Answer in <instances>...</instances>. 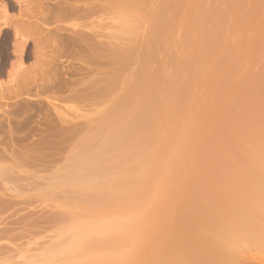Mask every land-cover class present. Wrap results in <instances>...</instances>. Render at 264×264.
Here are the masks:
<instances>
[{"label":"rangeland","instance_id":"rangeland-1","mask_svg":"<svg viewBox=\"0 0 264 264\" xmlns=\"http://www.w3.org/2000/svg\"><path fill=\"white\" fill-rule=\"evenodd\" d=\"M186 1H187V3H186ZM196 1H197V3H196ZM198 1L199 0H85V1L84 0H75V1L74 0H0V32H1L0 36H2V34H3L2 30H5V29L9 30V31L7 30V32H8L7 34H4V37L5 36L7 37V38L5 37L6 39L4 42V44H5L4 47L6 48L5 52L7 55V62H8V63L6 62V65H5L6 66L5 69L7 72L4 70V75L3 76L0 75V94H1L0 97L4 96V97H6V99H8V101L5 98H3L2 101L4 102V105L1 101L2 106L0 104V108L5 107V104H6V107H5L6 109H4V110H7V108H9V106H10V108H11L10 110L13 111L15 108H18L19 105L21 106V104L23 106V103L26 102L24 104H27V103H28L27 105L33 104V105L28 106V109L31 111L30 113L27 111L28 109L26 108L27 112L26 111L25 112L29 115L35 111V109H34V111L32 112V110H33L32 106H35L37 101L39 104H40V101H41V104L46 102L47 107L49 106L48 104H50V103L54 104V105L56 104V106L58 107V110H59L58 111L59 115H61L60 120L63 122L62 123L63 127H61L62 132L64 131L63 128L65 129V131L63 133H61V135H60L61 140L65 141V142L61 141V143H60L61 147H59V149H60L59 152H60L61 156L59 155V152H57L59 155L58 159L57 158L54 159L55 157L52 155H51V157H49V155H50V152H49L47 154L48 157L46 156L47 159L46 158L45 159L47 161H49V160L50 161L46 162V161H44L45 159L43 160V162H46V163H44V165L46 164L45 167L43 165H41L42 167H38L39 166L38 164H40L42 161H40V163H39V162L34 161L32 159L34 162H32V161L28 162L27 161L28 162V164H27L26 161L20 156H19L20 159H19V157H17V155H16V158H13L15 156V153H16L15 150H19L20 145H21V144H19V146H18V143H21L20 141L16 142L17 148L15 147L16 149H14L15 152H14L12 160H11V164L14 163V165H11L12 168L10 169L11 171H13L15 173L9 172L7 174V176L9 175V177L6 176V178L8 179L11 177V179H13V177H16V175H17V178L22 179V181H24L25 183H18L15 185L22 184V186H23L25 184V185H29V187H30L29 189H31L30 184L34 182L35 184H37V183L38 184L36 185L37 187L33 184L32 188H34V186H35V189H38V190L35 192L30 191L27 194L26 193L25 194L8 193V192H5V187L9 186L10 183L5 184V183L1 182V185H0V264H98V263L99 264H102V263L103 264H105V263L106 264H119V263L120 264H123V263L124 264H155L154 261L156 260V258H159L160 255L159 254L157 255L155 253L156 250L154 248L159 246V244L162 242L161 240L163 237L175 236V235H172L174 233L175 226L177 229L178 228L177 226L180 225L178 223L179 221H176V220L180 219L181 225H183V222H184V219L181 218L182 216L184 217V210H182L183 212H180L181 210L177 211V209H176L177 207L174 208L176 206L175 203H177L181 199V197L183 196V193H184V195L186 193H189V192L191 193V191L193 189L190 186H188V188H187V185L185 186L183 184V179L189 177L188 180H190L192 176L198 177V174L200 173L199 176L202 177V180H204L205 183L202 185V187H199V188L197 186L199 184H197L196 187L194 186L197 189V191H199L200 188H203L204 189L203 191H206V190L211 191L212 189L214 190V188H215V190L217 188H219V190H220L221 186H222V188H225V189H223V191L227 190L226 186L229 184L226 181L227 179L225 181L228 184L225 183L226 186L223 187L224 179L223 180L217 179L218 178L217 176H220V177L223 175L225 176L224 172L229 171L228 169H230V170L233 169L234 166L237 165V162L234 161V158H231L232 160L231 159L230 160L232 162L233 161L235 162V163L233 162L234 164L232 163L233 164L232 167H231L232 164H230V165L227 164V166H229L231 168L224 166V165H226L225 162H223L224 165L222 164L220 166L219 162H217V160H215V156H217V158H218L219 154H224V155H226L225 157H228V156L229 157L230 156L231 157H238L236 155L239 153V151L242 153L243 150H245V149L247 150V147L249 146L248 144H250L249 149H251L252 148L251 146H257V145H253V143L255 142V139L258 142V140L260 138L261 139L264 138V135L263 136L259 135L260 138L258 136L256 137L253 135L255 133V132H253L254 131L253 129L257 130V133L259 132L258 130L261 131L262 129H264V128H261L259 126V124H260L259 120L260 119L257 120V121H259L258 122L259 124L255 121V118H257V119L262 118V116L260 117V114L264 115L263 114L264 111L260 112V109L257 108L258 110H257V113H255L256 115H253L254 113H250V111H248V110H254V111L256 110L254 108L252 109V105L254 106V103L252 104V102H254L255 100L254 101L251 100L252 98H254L253 96H256L255 92H258L257 95L258 94L262 95V97L261 96L259 97L260 99L257 97H255V99L262 100L263 95H264L263 94L264 93V91H263L264 90L263 89V87H264V82H263L264 81V78H263V76H264V35L263 34H264V32H263V30L264 29L259 30V28H261V27L264 28V14H263L264 13V10H263L264 0L263 1L261 0L262 4L260 3V0H246V2H244V3H242L243 0L242 1L238 0L239 2H241V4L245 5V6L243 5L242 7L239 5L240 3L237 0H235V3H237V2L239 3L238 5L236 4L240 8L238 10L236 9V8H238V7H236V5L231 6L234 4V1L231 2V1L223 0L226 2H222V0H203V2L205 1V3L207 1H209V5L207 3L206 6H205V4H204V6L206 8H208L209 10L212 9L211 11L215 10V9H213V7H215V6H217L219 8L221 7V9H223V10H220V9H217V7H215L217 9L215 11L219 12V15H220V22H219V24L216 25V29H215L216 34H217L215 37V39L217 40V46L215 48V51H213L214 53L211 52V53H207L206 55H204V52H202V50L199 49L201 51V54L198 51V48H199L198 45H200V43L197 44L198 39H196L197 34L202 30V27H200L201 28L200 31H198V30L196 31V29H199V26H201V25L196 24L197 23L196 20L199 16V13L197 11L198 8L196 9L195 7H197ZM85 2L89 3V6H90V16L87 15L88 17H90V19L87 18L89 20L86 19L87 16L76 17V15H73L69 11V10H71L70 9L71 6L72 7L74 6L78 10V13L81 12L87 6ZM169 2L173 3V5L170 4ZM193 2L196 3V5ZM10 4L12 5V7L9 6ZM229 4H231L230 7H232V9H233L232 11H234V12L229 10V9H231L228 6ZM254 4H255V6H258L260 9L258 7H255V6L253 7ZM163 5H165V6H163ZM166 5H168V7ZM260 5H261V7L263 6L262 9H261ZM193 7L195 8V10ZM234 7H236V8H234ZM251 7H253V9H254L253 12H258V13H255L257 15H255L253 13L255 15L254 17L250 13L252 11ZM241 8H243L245 11L241 10ZM250 8H251V11L249 10ZM255 8H258V9L255 10ZM165 9H167V12L169 11V9H170V11L167 13V12H165ZM190 9H192V10H190ZM181 10H182V12H181ZM239 10L242 13L237 12ZM247 10L250 14H248ZM261 10H263V12ZM159 11H163L164 14L162 12L159 13ZM178 11H180V12L178 13ZM158 13L162 14V16L164 15V16L170 17V15H172V17H174V18H172L173 21L175 20L176 22L174 21L175 22L174 23L173 21H171L172 24H170V25L175 24L177 26H175L174 27L175 29L174 30L172 29V31L171 30H168V31L164 30L165 34H167V35H165V37H164V31L161 33V35H160L161 39H160V42L157 43L158 45L156 44L157 46H154V48L152 46V47H147V49H146L144 44L146 43V41L147 42L152 41V40H150V37L151 36H152V38L154 37L155 32L157 31L156 24L162 18V17H160L161 15L159 16ZM177 13L180 15V17ZM184 13H185V15H184ZM187 13H188V16H187ZM189 13L192 16H190ZM192 13L193 14L195 13L194 14L195 16ZM168 14H170V15H168ZM174 14H175V16H174ZM176 14H177V16H176ZM196 14H198V16ZM232 14H234V15H232ZM239 14L242 16H238ZM258 14H260V15H258ZM156 16H158L159 18H157ZM247 16H250V17H247ZM251 16L253 17L252 19H250ZM169 17H167V19ZM176 17H177V19H175ZM193 17H194V20H193ZM242 17H243V19H242ZM78 18H79V20H78ZM245 18H246V20H245ZM170 19H171V17H170ZM189 19L193 25H194L193 22H196L194 26L192 24H190ZM191 20H193V21H191ZM239 20H241V21H239ZM87 21H90V22H87ZM85 23L87 26L88 25H90V26L87 27L85 25ZM243 23H244V26L247 25V27H244L242 25ZM154 24H155V30H153ZM75 25H76V27H75ZM81 25L86 26V27L83 26L84 30H83V27L79 28V27H81ZM169 26H168L169 29L173 28V26H171V27H169ZM190 27L193 28V30H195V31H192V29L190 31ZM209 27H210V25H207V28H209ZM57 28H58V32L56 31ZM183 28H185L187 30V32L185 31V29L183 31ZM85 29L86 30L88 29V31L92 30V32H90V31L86 32ZM75 30L77 31V33H75L76 32ZM220 30H222V31H220ZM78 31L80 32V34H78ZM169 31H171V32H169ZM81 32H82V34L84 33L83 37L84 36H92V38L90 37L89 39H87V37H84L85 39H83ZM185 32L188 35V38L186 40H185V38L187 36H185L186 35ZM191 32H192V34H191ZM193 32H195L196 37L195 36L192 37V35H194ZM57 34H58L59 42H61L59 44H62V45H59L60 50H61V48L64 49V47H65L64 43H66L67 47L64 50H62V52L60 51V53H58L56 55L54 53V50H53L54 47L52 46L51 42H53L52 40L55 39L54 36ZM71 34H73V35H71ZM74 34L75 35L76 34L81 35V37L76 38V37H78V35L74 36ZM70 35L73 37L74 40L79 39L78 40L79 43H78V41H76V43H74V44L72 42L71 43L72 45H71L68 42V40L69 41L72 40ZM183 36H185V38ZM81 38L83 39V41H85L87 39L89 42H91V44H92L91 48H93V49H91L92 52L91 51L87 52L85 50V47L83 49H80L81 44H84L83 46H87L86 44H88V43H86L87 40L84 43V42H82ZM191 38H194L195 40L191 39ZM167 39H168V41H167ZM188 40H190V42ZM180 41H181V44H180ZM186 41H188V42H186ZM67 42L69 43V45ZM161 42H162V44L164 43V45H162ZM187 43L189 45H186ZM220 44H222V46ZM73 45H75V46L78 45V46L73 48ZM224 45H225V47H223ZM68 46H69V48H68ZM143 46H144V49H143ZM184 46H185V49H183ZM193 46H195V47H193ZM151 48L154 50L155 54L157 53L156 58L154 59V60H156L155 62H152L151 60H153V59H150L148 56L149 52L152 50ZM156 48H159L160 51H158L159 49L157 50ZM168 49L170 50V52L167 54L168 51L166 52V50H168ZM72 50H74V51H72ZM79 50H84V51H86V53H81ZM136 50H137V52H136ZM142 50L144 52H142ZM148 50H150V51H148ZM161 50H162V52H161ZM185 50H186V52H185ZM84 51H82V52H84ZM108 51H109V53H107ZM187 51H188V54H187ZM192 51H193V53H192ZM237 51H238V53H237ZM35 52H36V54H35ZM93 52H95V53H93ZM27 53H29V54H27ZM133 53H135V54H133ZM141 53L144 55H142ZM170 53L173 54L172 58H171ZM233 53H235V54H233ZM54 54L57 56V57L55 56L56 58L60 57L61 59H57V60L52 59L54 57L53 56ZM227 54L230 55V56L228 55V57H230V60H229V58H227L230 61V63H233V61H234V64H236V66H238V68L236 66H233V67H236V68H233L232 67L233 64L229 65L233 69V71L232 70H230V71H232V72L236 71L235 73H232L229 71V75H228L227 69H230L231 67L228 66L227 68H225V70H227L226 71L227 73H225L224 69H221L218 67L220 62L226 60ZM89 55H91V56H89ZM114 55L117 57H115ZM137 55H139V56H137ZM145 55H147V56H145ZM201 55H204V56H201ZM82 56H84V57H82ZM191 56H192V58L194 57V59H192V58L190 59ZM18 57H19V59H18ZM143 57L145 58V60L143 59ZM38 58L40 60H38ZM207 58H210V59L208 60ZM51 59H52V61L54 60L57 62L54 63V61L52 62ZM87 59H89V60H87ZM90 59H91V61H90ZM137 59H138V61H137ZM178 59L180 62L178 61ZM195 59H196V61H203V63L205 60L207 61V62H205V64H203V66H205L206 68L202 66V68L200 70H198V75H200L201 77H198L197 82L200 80V83L198 82L199 83L198 84L196 82V79H189L188 77L186 78L185 75H183V76L181 75V79H179L180 75H178V74H180V71L182 69L181 67H183L184 64H187L190 61H195ZM232 59H233V61H232ZM170 60H172V62H170ZM176 60H177L178 64H177ZM184 60H185V62H184ZM86 61H88V62H86ZM218 61H220V62L218 63ZM249 61H250V63H249ZM183 62H184V64H183ZM37 63L40 65H38ZM159 63H161V64H159ZM180 63H182V64L180 65ZM215 63L218 64V66ZM167 64L170 66H166ZM213 64L215 65V67H213L214 66ZM174 65H175V67H174ZM144 66L147 68L146 69L147 71L145 70ZM142 67L144 68L146 73L148 72V74L143 72L146 74V76H148L150 74L152 77H154V78L150 79L149 77H151V76L149 75L148 79H150V80L156 79L157 76L161 77L163 75L162 76L163 79L160 78L161 79V83H160L161 85L157 84V88L156 87L153 88L156 91H154L152 89L156 94H158L157 92H159V90H160V95H163L164 92H169L170 94H172V92H174V90H175V92L172 94L173 100L171 97L170 98L168 97L169 99L167 98L166 100H164V102L167 101V103L165 104L163 102L158 107V109L163 108L164 110L163 109L157 110L158 115H159V116L157 115V118L159 117L157 120V122L159 123L158 127H164L165 125L171 126V124H172V126L168 132H165L161 135H158L157 138L160 136L158 139L155 137L156 140L153 139L149 143L150 147L147 146L148 149H146L145 152L141 151V149L140 150L131 149L133 152L130 153V150L129 151L127 150L125 143H123V142L118 143L120 141L116 142L115 138H113V139H115V140H113L110 136H108L110 138L109 139L106 136V133L104 134L105 127L103 128V125L105 122L110 121V119L112 121V116L110 114L112 113V109L115 106L114 103L116 104V102H117V104H118L119 101L122 100V98L125 99L130 94V92H131L130 90L133 89V88L130 89V87L134 86V84H135L134 82L136 81L135 75L140 76V77L143 76V78L146 79L145 74H141V75L138 74V73L144 71L142 69ZM151 67H152V70H151ZM158 67H160V68H158ZM170 67H172L173 69L171 68L172 70H170L169 69ZM53 68H54V70H57V75L59 74V76H60V78L58 76V78H59L58 80H60V81H58V87L60 85V88H58L59 92L56 90V92L59 94L58 96H57V93L55 92V90L53 89V80H51V78H50V76L51 77L54 76L53 72H55V71L53 70ZM155 68L156 69L158 68V69L156 70ZM175 68H177V71H175L176 70ZM139 69H141V71ZM215 69H217L218 71L216 70L217 72H215ZM234 69H237V70L234 71ZM42 70H44L45 74L42 72ZM132 70H133L134 74H133ZM149 70H151L152 72ZM154 70H156L157 72ZM201 70H203V71H201ZM206 70L208 71L207 75H205ZM40 72H41V74H44V75H42V77L44 76L43 79L40 78V75H41V74L39 75ZM126 72L129 74H127ZM51 73H52V75H51ZM151 73H154V76ZM156 73H157V76H156ZM216 73L219 74V76ZM15 74H17V75H15ZM13 75H14V77H13ZM247 75H249V76H247ZM113 76H115L114 77L115 79L113 78ZM170 76H171V78L167 79V77H170ZM177 76H179V78ZM204 76H205V78H204ZM230 76H231V79L228 78ZM18 77H20L22 79H18ZM37 77H39V78L37 79ZM175 77L177 79H179V82H178V80L174 81V82H177V86H178L177 89H180V90H178L179 92L182 89L183 80H185V79H186V81L188 80V83L191 80L190 83L191 84L193 83V85L194 84L196 85V86L194 85V88H197V89H195L196 91L195 90L192 91L191 97L197 98L198 103L196 105V108H194V110L192 111L191 114H190V112H191L192 108L189 106L183 107L181 105V101H179L180 99L178 97H174V96H176L175 93H177V94L179 93L175 89L177 86H175V83L172 82V80H176ZM260 77H261V79L259 80ZM45 78L51 82V83L49 82L50 84H48L47 81L45 80L46 84L50 85L49 88L47 87L48 89L45 86L46 84L43 85ZM121 78H122V80H120ZM138 78H136V79H138ZM217 78H220L219 81H217ZM246 78H247V80H246ZM262 78H263V80H262ZM25 79H26V81L30 80L28 83V88L30 90L29 89L26 90V92L28 91L26 94H24L25 92H21L22 90L20 91V89H19L20 83ZM126 79H127V81H126ZM166 79L169 80L168 81L169 83L167 82ZM204 79L207 81V83ZM232 79H233V81H232ZM253 79H255V80H253ZM129 80H130V82H129ZM208 80H210V81H208ZM211 80H213V81H211ZM242 80L246 81V82H243ZM124 81H125V83H124ZM163 81H166L168 84L166 82H163ZM260 81H262L261 83H262L263 87H261ZM60 82H61V84H59ZM105 82H107V83L105 84ZM154 82H156V81H154V80L152 81L153 86L155 84ZM248 82H250V84ZM258 82H259V84H258ZM41 83H42V86H45L44 91L41 89L42 87L39 88V85L41 86ZM115 83H117V85ZM145 83L146 84L148 83L147 86L152 88L151 87L152 86L151 81H150V84H149L148 80H146ZM163 83H165L167 88H169L170 90H167V88H165V89L163 88V90H167V91L163 92V90H162L163 85H164V87H166L165 84H163ZM180 83H181V87L179 85ZM201 83L204 85H202ZM31 84L33 85V87H31ZM111 84H113V87ZM171 84H174V85H171ZM221 84L224 87H221ZM246 84H248V85H246ZM36 85H38V86H36ZM121 85L124 88H122ZM170 85L172 87V90H171ZM249 86H251V87H249ZM37 87L40 90H42V93H40V91L38 90ZM158 87H161V88L158 90ZM198 87H199V90H198ZM248 87L253 91L255 90V92L252 93L251 90H248ZM253 87H254V89H253ZM8 88L10 91L12 89H14V90H12L10 93V91L7 90ZM87 88L89 91L87 90ZM118 88H119V90L121 89L122 91L121 90L118 91ZM245 88H247V91L252 93V97H251L250 93L246 94L248 92L245 91ZM43 89H44V87H43ZM51 89H53V90H51ZM124 89H126V90H124ZM15 90H17L16 91L17 95L12 93V92L15 93ZM48 90L52 91V92L54 91L55 93L54 92L53 93H54L55 97L60 98V100L57 99L58 101H56V99H54V101H53V98H55V97H53V93L51 94V92H49ZM115 90L118 92H115ZM7 91L10 93V96L8 95V97H10V98H8L6 95ZM45 91H46V93H45ZM198 91H200V92H198ZM244 91H245V93H244ZM17 92H20V93H17ZM37 92H39V93L37 94ZM28 93H29V95H28ZM86 94H88V95H86ZM211 95H212V97H210ZM238 95L242 96V97L239 99ZM247 95H250L251 99H249V96H247ZM68 96H70V98ZM200 96L202 99L198 98ZM214 96L216 99H214ZM219 96H222V97H219ZM48 97H49V99H47ZM86 97H88L89 99L88 98L86 99ZM217 97H218V99H217ZM235 97H237V99H235ZM50 98H52V99H50ZM4 99L6 102L4 101ZM113 100H115V101H113ZM235 100H237V101H235ZM199 101L200 102L202 101L201 102L202 105L199 104L200 103ZM218 101H220V102H218ZM207 102H210V103L208 104ZM236 102H239L238 104L242 107L241 110L247 111L248 115H250V114L253 115V116H251V115L250 116L252 117L253 121H255V123H257L256 125L259 126L260 128L255 127L254 125H251L253 127H249L248 126L249 123L247 124L246 122H247V120L252 122L251 117L250 116H244L243 111H239V112L243 113L242 116H244V119L243 118L240 119L241 117L237 118V116H240L238 110H240L239 108H241V107L238 108L236 106L237 104H235V105L233 104ZM257 102L258 101H256L255 103H257ZM38 103H37V106L39 105ZM109 103H111V105ZM261 103H264V99H263V102H261ZM257 104L259 105V103H257ZM257 104L255 105V108H256ZM7 105H9V106H7ZM232 105H233V107H232ZM37 106L35 108H37ZM178 106L179 107L182 106L181 108H183V109L180 108L181 109L180 110L178 108ZM260 106H262V105L260 104ZM50 107H51V105L48 107L49 108L48 112L52 111L49 114L50 116H52L53 114H51V113H53V110H51ZM211 107H213V108H211ZM215 107H217V108H215ZM38 108H40V107H38ZM168 108H169V110H168ZM175 108H176V110H175ZM234 108H238V110L234 109ZM20 109H21V107H19L17 110L15 109L14 111H18L19 114H21L19 111ZM177 109H179L180 111L178 112ZM202 109H203V114L201 116ZM231 109L233 110V112L231 111ZM1 110H3V109H1ZM23 110H25V109H23ZM23 110H21V111H23ZM170 110H172V111H170ZM205 110H207V112ZM194 111H195V113H194ZM254 111H251V112H254ZM23 112H22V114H23ZM40 112H41V110H40ZM17 113H16V115H17ZM181 113H183L182 115L184 116L183 117L184 119H182V121H179V119H178L179 122L177 123L176 122L177 120L175 121L176 118H173V117H176V116L178 117L179 114H181ZM185 113L188 115L190 114V116L185 118ZM215 113H217V114H215ZM237 113L239 115H237ZM258 113H259V116H258ZM37 114L39 116L40 115L41 116H40V119H38L39 116L38 117L36 116V119L41 120L42 113H39V111L37 110L35 115H37ZM225 114H226V116H225ZM21 115H19L20 118H21ZM35 115L31 114V116H35ZM203 115H205V117H203ZM208 115H210V116H208ZM232 115H234L235 117H232ZM256 116H258V117H256ZM19 117L17 115L16 119ZM101 117H102V119H101ZM104 118L106 119V121H104L105 120ZM233 118H234V120L236 118V121H233ZM36 119H35V117H32V120L35 122L34 123L33 121H31V122H33L32 124L36 125L37 122H39ZM210 120H212L214 123ZM239 120H240V122H238ZM262 120H264V119L262 118ZM189 121H191V122H189ZM209 122H211L213 124H211ZM173 123H175L174 124L175 127L173 126ZM241 123L242 124L245 123V124H247V126L245 124H243V125H245V127L242 125H239ZM32 124L31 123H30V125L28 124L29 125V127L27 128L28 130H26V127L25 128L23 127L24 129L20 127L19 129H21V130L19 131L17 129V131H16L17 135L21 134V136L23 135L22 137H24V138H26L25 136H26V134H28V137L26 138L27 140L20 137L22 139V143H24V145L26 143H29V144L34 143L36 140L39 139L38 138L39 133H36L37 131L34 130L35 125L31 126ZM65 124H67V125H65ZM262 124H263V122L261 123V126L264 125V124L263 125ZM99 125L102 128L101 129L102 131L100 130ZM83 126L85 128H83ZM240 126H242V128H244V129L250 128V130H247L249 134L241 136V135H243L244 132L246 133V130L242 129ZM173 127H174L175 131L173 130ZM205 127H207V128H205ZM67 128L70 129V131L66 130ZM86 128H87V130H86ZM89 128H91V129H89ZM95 129L97 132L95 131ZM214 129L217 131H215ZM22 130H23L24 134L22 133ZM251 130H253V131H251ZM29 131H33V132L35 131V132L34 133L33 132L32 133L31 132L25 133V132H29ZM262 131H264V130H262ZM70 132H73V134H71ZM80 132H82V133H80ZM74 133L76 134V136ZM233 133L236 134V137H233V136H235ZM257 133H255V134H257ZM33 134L37 135L38 137H36ZM84 134H85V137H84ZM87 134H88V136H87ZM90 134H91V136H90ZM238 134H241V135L239 136ZM30 135L34 136L35 140H33L34 137H30ZM210 135H213V137ZM225 135H227V136H225ZM228 135H230V136H228ZM65 136H67V137H65ZM89 136H90V138H89ZM93 136H94V138H91ZM97 136H99L98 139L96 138ZM209 136H210V138H209ZM214 136H216V139ZM68 137H69V139H68ZM240 137H242V138H240ZM243 137L244 138L246 137V138L243 139ZM20 138L17 140H20ZM75 138H76V141H75ZM29 139L32 140V142ZM111 139H112V142H111ZM25 140L27 142H25ZM66 140H68L69 142H67ZM89 140H91V141H89ZM104 140L106 142H104ZM224 140H226V141L224 142ZM244 140L246 141V144H245ZM260 140H259V142H260ZM87 141H88V143H87ZM153 141H154V144H152ZM208 141L210 143L215 141V143L213 142L212 144H209ZM217 141H219V142L221 141V143L219 144ZM228 141H229V143H227ZM238 141H240L242 144L240 142L238 143ZM66 142H67L68 146H66ZM230 142L233 145H230ZM262 142L264 143V140ZM102 143H103V145L101 146ZM234 143H236V144H234ZM216 144H218V145H216ZM222 144L223 145L225 144V147ZM226 144H228V145H226ZM240 144L241 145L245 144L244 146H242V147H245V149L237 150L238 148L241 147ZM62 145L63 146L65 145L66 147L65 146L63 147ZM186 145H188V147ZM199 145H201V146H199ZM214 145H216V147ZM103 146L105 147V149ZM123 146H124V149H123ZM217 146H219V147H217ZM229 146H230V148H228ZM22 147H24L23 144L21 145L19 153H20ZM79 147H81V148H79ZM120 147H122V148H120ZM261 147L263 148L264 146H261ZM144 148L145 147H143L142 149H144ZM150 148H151V150H149ZM209 148H210V150H209ZM234 148H236V149H234ZM254 148H255V150L253 148L252 149L254 151H256L257 150L256 147H254ZM63 149H64V151H63ZM79 149H80V151H79ZM82 149H85V150H82ZM87 149L89 152L90 151L91 152L89 153L87 151ZM121 149H122V151H121ZM211 149L212 150L215 149L214 152H211L212 151ZM231 149L236 150L235 152L237 154L235 152H233V150L229 151ZM259 149H260V154L262 152H264V151H262L264 149H262V150H261V148H259ZM216 150L217 151L220 150V152H222V153L216 152ZM227 150H228V152H227ZM93 151L95 152V154ZM126 151H128L130 153V155H129V157H127V159L125 158L128 155V153ZM134 151H135V153H134ZM137 151H140V152H137ZM254 151L252 152L254 156L259 155V154L255 155ZM75 152H76V154H75ZM80 152L84 153V154H81ZM96 152H97V154H96ZM123 152H125L127 154H125V153L123 154ZM187 152H189V153H187ZM202 152H204V153H202ZM231 152H233V153H231ZM250 152H249V154H250ZM78 153H80L79 156H78ZM91 153H93L94 155ZM151 153H152V155H151ZM196 153H197V155H195L196 157H194V154H196ZM214 153L215 154L219 153V154L218 155H212V157H214L213 161L210 160V158H207L210 154H214ZM52 154L54 155V153H52ZM86 154H87V156H86ZM185 154L187 155L186 158H185ZM231 154H234V155H231ZM74 155H77V156H74ZM83 155L86 156V158ZM89 155H91V156L89 157ZM224 155H220V157H222ZM92 156H93V158H91ZM96 156L99 158H96ZM120 156H123L124 158L122 159V157L120 158ZM145 156H147L145 158V163H146V160L149 161V158H151V160H153V162H154V166L152 165L153 163L149 164V166H148V163L145 165V167L148 170L146 168H143L142 166L139 167V164H141V163L138 164V162H139L138 160H140V159L142 160V158ZM188 156H189V158H188ZM204 156H207V157H204ZM242 156H243V154L241 155V157ZM245 156H246V154H245ZM247 156H249V155H247ZM75 157L77 160L75 159ZM77 157H79L80 159ZM101 157L103 158V160ZM191 157H192V160H190ZM200 157H202V158H200ZM203 157L206 158L207 160H210V161H207L205 159L206 163L202 164L201 162H205V161L200 162V160L203 159ZM212 157H211V159H212ZM251 157H253V156H251ZM1 158H0V160H2V161L4 159L3 162L1 161V163L3 164V167H4V165L7 166V164H5L7 162V159L5 160V158H2V159ZM70 158H72V159H70ZM84 158L86 160H84ZM136 158H137V160H136ZM68 159H70V161ZM91 159H92V161H91ZM198 159H200V160H198ZM221 159L223 160V158H221ZM226 159L227 158H225V161H227ZM21 160H24L25 162L24 161L22 162ZM73 160H74V162H77L78 164L77 163L71 164L73 162ZM81 160L86 161L85 164L87 167L88 166L91 167V168L88 167L87 168L88 170L91 169L90 171H92V169H93L95 171L98 169L97 173L99 175L103 174V175H101V176H103V178L105 177V178H110V179H115V180H112L113 183L111 181L108 184L104 183L103 181L102 182L98 181L99 183L100 182L101 183L99 185V183L97 182L98 185H96V187L94 189L89 188V190H83L81 192L79 190H75L74 187H72L71 185H67V184H64L62 186H58V187L54 188L55 186L52 185L50 182H53L55 178H56L55 180L64 178L67 175L66 172L68 173L70 171L69 169L72 170V167L79 169L80 166H82V164H84V161L81 162ZM87 160H88V162L91 161L92 165H90L91 163H89V165H88ZM134 160H135V162H133ZM143 160H144V158H143ZM236 160H237V158H236ZM231 161H228V162H231ZM242 161H243V159H242ZM43 162H42V164H43ZM65 162H67V163H65ZM79 162L81 163V165ZM158 162L160 163V165H159V168L161 169L160 173H158V171L157 172L155 171V170H157L156 166H158V164H159ZM208 162H210L211 165L210 164L206 165ZM25 163L27 166L25 165ZM29 163H31V164H29ZM34 163H36L38 166H36ZM198 163H199V165H202V167H204L203 165L207 166L206 168H209V169L201 168V167L199 169ZM214 163H216L217 166ZM221 163L222 162L220 161V164ZM69 164H70V166H69ZM75 164H77V165H75ZM98 164L103 166V167H100ZM190 164L192 166L194 165L195 168L190 167L191 166ZM31 165L34 167H31ZM150 165H152V166H150ZM241 165H242L241 167H243V165H245L244 161ZM35 166H36V169H35ZM92 166H94L95 168H93ZM160 166H162V167H160ZM235 167H238V166H235ZM39 168H40V170H39ZM42 168L44 171H42ZM180 168H181V170H179ZM236 169H238V168H236ZM236 169L234 170V172L237 171ZM31 170L32 171L34 170V171L32 172ZM141 170L143 171L144 174L142 173ZM144 170H145V172H144ZM170 170L171 171L174 170V171L169 172ZM224 170H226V171H224ZM181 171H182V173H180ZM222 171H224V172L222 173ZM243 171H245V168ZM128 172H130V173H128ZM239 172H242V171H239ZM172 173H174V174H172ZM219 174H221V175H219ZM240 174H242V173H240ZM136 175L138 177L137 179H136ZM205 175H207L208 177L213 175L212 176L213 178L211 177L212 180H209L208 178L204 177ZM237 175H239V174H237ZM20 176H22V177H20ZM110 176H112V177H110ZM115 177H117V178H115ZM148 177H150V178H148ZM41 178H43V181L41 180ZM162 178H164V179H162ZM178 178L182 179L180 181L182 183L179 182L180 179H178ZM26 179L28 180V182ZM196 179H201V178H196ZM175 180L176 181L178 180V181L175 182ZM29 181H30V183H29ZM154 181L156 182V184ZM197 181H200L199 183H203V182H201V180H197ZM178 182H179V184H178ZM126 183H130L132 186L127 187L130 184L125 186L124 184H126ZM174 183H175V185H177L176 187H175ZM231 183H232V181H230V184ZM181 184H183L184 186ZM170 185L174 186V189H172L173 187H171ZM219 185H220V187H217ZM232 185H234V183L231 184V186L228 188L231 189ZM2 186L4 187V189H2L3 191H1ZM97 186H98V188H97ZM178 186H181V187L178 188ZM24 187L26 189L28 188V186L27 187L24 186ZM100 187H101V189H100ZM123 188H124V190H126L128 188H131V189H128V191L127 190L123 191ZM102 189H103V191H102ZM93 190H95V191H93ZM176 190H178V191L175 192ZM91 191H93V192H91ZM104 191L106 192V195H110V194L114 195L113 196L114 199L112 197L110 199V200L113 199V201L109 202L110 205H108V206L107 205L102 206L103 208H93L91 205L92 204V201H91L92 197L96 196L97 194L100 195L102 193H103L102 195H105ZM183 191H185V192H183ZM200 191H202V189H200ZM76 192H78L77 195H76ZM194 192H196V191H194ZM77 196H79V197H77ZM86 196L88 197L89 201L87 200ZM67 198H69V199H67ZM109 198H110V196H109ZM126 198H127V200H126ZM177 198H179V200ZM137 201H138V203H137ZM74 202H76V203H74ZM77 202L78 203L82 202V204L79 203L80 205L79 204L77 205ZM4 203H7V204H4ZM171 206H174V207L171 208ZM138 207H141V208H138ZM173 209H176V210H173ZM92 211H93V213H92ZM254 212H255V215H254L255 224L257 223L256 225L258 228H259V226H260V228H262L261 225L264 227V220H263L264 219V217H263L264 213H262V212H264V210H254ZM257 212H259V213H257ZM179 213H180L179 219H176V220L173 219L174 217L178 218ZM168 214H170V215H168ZM181 214H182V216H181ZM259 214H260V217H259ZM116 216L118 217V219ZM113 217H115V218L113 219ZM170 218H171V220H170ZM101 219L105 220V222H109L110 225L108 223H107L108 225H106L104 223L105 226L103 228L105 230L103 228H101L102 231L94 230L91 232L92 226L90 224L94 223L95 221L100 222ZM111 219H113V220H111ZM170 222H172V223H170ZM113 224H116L118 227L113 225ZM172 224L174 225V228L171 227V226H173ZM255 224H254V231L253 232L259 230L258 228L255 227L256 226ZM87 225H90V227ZM122 225H123V227H122ZM166 225L168 227H163ZM87 227H89L90 229L88 228V230H87L86 229ZM164 228H169V230L164 229ZM73 230H74V233H73ZM164 230L167 232L165 233ZM263 230L264 229L262 228L260 231H257V233L259 234L258 237L260 236L259 238H262L261 243L262 242L264 243V231ZM71 231L73 234H71ZM84 231H85V234L87 233L86 235L83 233ZM95 231H96V235H94ZM160 232H164L165 235H164V233H160ZM104 233L106 236H104ZM167 233L171 234L172 236H170L169 234L167 235ZM257 233H255L254 235L256 236ZM175 234H176V232H175ZM78 236H80V238H78ZM95 236H97V237H95ZM159 236H160V238H159ZM169 237L168 238L165 237V238L170 239ZM90 238L92 240H89ZM165 238H163V240H166ZM69 239H70V241H69ZM72 239L73 240L74 239H76V240L80 239V241H78L76 243V240L74 242ZM113 239H114V241H113ZM258 240L259 239L254 238V240H252V239L249 240V244L247 243V241H245V242L242 241L241 243H239L241 245H239V244L237 245L236 252H235L236 253L235 261L238 264H242L244 259H248V258H251L253 256H254V258H263L264 257V244H263V247L260 246L261 243H259V242L257 243ZM57 242H58V244H57ZM59 244H60V246H59ZM51 245H53V247H52L53 249H51ZM253 245H254V248L252 247ZM257 245H259L260 247L257 248ZM55 247H56V249H55ZM80 248H81V250H80ZM132 249H134V250H132ZM46 251L48 254L46 253ZM52 251H54V252H52ZM125 251H126V253H125ZM129 251L130 252L134 251V252L130 253ZM49 252H51L50 255H49ZM153 252H154V254H153ZM129 253L132 256L129 257V255H128ZM150 254L152 255V257ZM40 255H42V256H40ZM43 257H48V258H43ZM128 258H130V260ZM160 258H161V256H160ZM62 259H64V260H62ZM124 259H125V262H124ZM147 260H151L152 263H150L151 261L148 262Z\"/></svg>","mask_w":264,"mask_h":264},{"label":"bare ground","instance_id":"bare-ground-1","mask_svg":"<svg viewBox=\"0 0 264 264\" xmlns=\"http://www.w3.org/2000/svg\"><path fill=\"white\" fill-rule=\"evenodd\" d=\"M75 1V0H74ZM85 1V0H84ZM226 1H234V4L233 5H231V4H229L228 6L230 7V5L231 6H235L236 4L238 5L239 3V5L242 7L244 4H241V2H239L238 0V2L237 3H235V0H226ZM226 1H223L222 0V2H226ZM242 1V0H241ZM263 1V0H262ZM171 2V1H170ZM169 2V3H170ZM183 2V1H182ZM244 2H246V0H243V2L242 3H244ZM86 3V2H85ZM186 3H187V1H186ZM185 3V4H186ZM194 3V2H193ZM196 3H197V1H196ZM196 3H194L195 5H196ZM208 3V5H209V1H207L206 3H205V1L203 2V0H199L198 1V4H197V7H195L196 9H197V11H198V13H199V16H198V14H196L197 16H198V18H197V20H196V22H193L194 23V25H195V23L196 24H198V25H201V26H199V29H196V31L198 30V31H200V27H202V30L197 34V38L196 39H198V42H197V44H199L200 43V45H198V51L200 52V54H201V51L200 50H202V52H204V55H206L207 53H211V52H213V51H215V48H216V46H217V40L215 39V37H216V31H215V29H216V25L217 24H219V22H220V15H219V12H217V11H215V10H217V9H220V10H223V9H221V7L219 8V7H217V6H215V7H217V9L215 8V7H213V9H215L214 11H211L212 9H208V8H206L205 6H206V4ZM260 3H261V0H260ZM170 4H172L173 5V3H170ZM184 4V3H183ZM204 4H205V6H204ZM262 4V3H261ZM86 8L85 9H83L81 12H79L78 13V10L73 6H71V10H69L73 15H76V17H82V16H87V15H89L90 16V6H89V3H86ZM236 5V7H238ZM10 7H12V5L10 4L9 5ZM163 6H165V5H163ZM167 7H168V5H166ZM245 6V5H244ZM255 6V4L253 5V7ZM264 6V5H263ZM262 6V7H263ZM176 7V6H175ZM236 7H234V8H236ZM253 7H251L252 8V11H251V8L249 9L251 12V15H253V17L255 16V15H257V14H255V13H258V12H253ZM255 7H258V6H255ZM260 7H261V5H260ZM262 7H261V9H262ZM84 8V7H83ZM194 8V7H193ZM195 8H194V10H195ZM231 9H229V10H233L232 9V7H230ZM259 8V7H258ZM258 8H255V10L256 9H258ZM226 9V8H225ZM237 10L238 9H240L239 7L238 8H236ZM260 9V8H259ZM64 10V9H63ZM62 10V11H63ZM190 10H192V9H190ZM227 10V9H226ZM241 10H244L243 8H241ZM263 10H264V7H263ZM263 10H261L262 12H263ZM169 11H170V9H169ZM168 11V12H169ZM245 11V10H244ZM160 12H162L163 13V11H159V13ZM165 12H167V9H165ZM167 12V13H168ZM180 11H178V13H179ZM181 12H182V10H181ZM194 12V11H193ZM232 12H234V11H232ZM237 12H240V10L239 11H237ZM247 12H248V10H247ZM158 13V14H159ZM173 13V12H172ZM177 13V14H178ZM240 13H242V12H240ZM249 12H248V14H250ZM255 15H254V14ZM50 14V13H49ZM164 14V13H163ZM177 14H176V16H177ZM193 14V13H192ZM195 14V13H194ZM193 14V15H194ZM246 14V13H245ZM264 14V13H263ZM161 15V16H160ZM168 15H170V14H168ZM179 15V14H178ZM184 15H185V13H184ZM189 15H190V13H189ZM232 15H234V14H232ZM258 15H260V14H258ZM159 16L160 17H162L158 22H157V24H156V28H157V31L155 32V35H154V37L152 38V36L150 37V40H152L151 42L149 41V42H147L146 41V43L144 44V46L146 47V49H147V47H152L153 46V48H154V46H157L158 44V42H160V39H161V37H160V35H161V33L165 30V31H168V30H171L172 31V29L174 30L175 28V26H177V25H170V24H172L171 23V21H173V19L172 18H174V17H172V15H170V17H171V19H170V17L169 16H162V14H159ZM174 16H175V14H174ZM187 16H188V13H187ZM186 16V17H187ZM190 16H192V15H190ZM195 16V15H194ZM238 16H242V15H238ZM157 18H159L158 16H156ZM167 17H169L168 19H167ZM179 17H180V15H179ZM247 17H250V16H247ZM252 16H251V18L250 19H252L253 18ZM84 18V17H83ZM82 18V19H83ZM87 18H89L90 19V17H86V19ZM92 18V17H91ZM192 18V17H191ZM196 18V17H195ZM76 19V18H75ZM89 19H87V20H89ZM175 19H177V17L175 18ZM242 19H243V17H242ZM78 20H79V18H78ZM193 20H194V17H193ZM193 20H191V21H193ZM224 20V19H223ZM245 20H246V18H245ZM75 21V20H74ZM85 21V20H84ZM175 21V20H174ZM173 21V22H174ZM179 21V20H178ZM177 21V22H178ZM239 21H241V20H239ZM78 22V21H77ZM87 22H90V21H87ZM156 22V21H155ZM176 22V21H175ZM174 22V23H175ZM189 22H190V19H189ZM222 22V21H221ZM246 22V21H245ZM74 24V23H73ZM190 24H192L191 22H190ZM247 24V23H246ZM85 25H86V23H85ZM85 25H83V26H85ZM170 25V26H169ZM193 25V24H192ZM193 25V26H194ZM207 25H210V27L209 28H207ZM243 26H244V23L242 24ZM82 25H81V27H79V28H82L83 27ZM87 26V25H86ZM85 26V27H86ZM88 26H90V25H88ZM87 26V27H88ZM168 26L169 27H171V26H173V28H168ZM189 26V25H188ZM251 26V25H250ZM249 26V27H250ZM75 27H76V25H75ZM153 27H154V29L153 30H155V24L153 25ZM192 27V26H191ZM190 27V31H191V29H192V31H195V30H193V28H191ZM244 27H247V25L246 26H244ZM90 28V27H89ZM198 28V27H197ZM2 29V28H1ZM78 29V28H77ZM184 29L185 28H183V31H184ZM195 29V28H194ZM250 29V28H249ZM260 29H264L263 27H261V28H259V30ZM8 30V29H7ZM7 30L5 29V30H2L3 32V34H2V36H0L1 38H0V75H4V70L6 71V62H7V55H6V52H5V50H6V48L4 47L5 46V44H4V42H5V39L7 38L6 36V38L4 37V34H7L8 32H7ZM83 30H84V27H83ZM9 31V30H8ZM56 31L58 32V28L56 29ZM60 31V30H59ZM76 31V30H75ZM85 31L86 32H89L88 31V29L86 30L85 29ZM84 31V32H85ZM165 31H164V37H165V35H167V34H165ZM171 31H169V32H171ZM182 31V32H183ZM185 31L187 32V30L185 29ZM220 31H222V30H220ZM90 32H92V30L90 31ZM186 32H185V34H186ZM263 32H264V30H263ZM1 33V32H0ZM75 33H77V31L75 32ZM154 33V32H153ZM167 33V32H166ZM78 34H80V32L78 31ZM78 34H74V36H77ZM81 34H82V32H81ZM84 34V33H83ZM83 34H82V38L83 39H85L84 37H87V39H89L90 37L92 38V36H84L83 37ZM90 34V33H89ZM184 34V35H185ZM191 34H192V32H191ZM193 34L194 35H192V37L193 36H195V32H193ZM69 35V34H68ZM71 35H73V34H71ZM70 35V36H71ZM86 35V34H85ZM91 35V34H90ZM153 35V34H152ZM183 35V34H182ZM262 35V34H261ZM264 35V34H263ZM56 36V37H55ZM54 36V40H52L53 42H51L52 43V46L54 47V53L57 55L58 53H60V51L62 52V50H64L67 46H66V43H64L65 44V47H64V49H62L61 48V50H60V47H59V45H62V44H59V43H61V42H59V38H58V34L57 35H55ZM185 36H187L186 38H185ZM185 36H183L184 38H185V40L188 38V35L186 34ZM79 37H81V35H78V37H76V38H79ZM168 37V36H167ZM196 37V36H195ZM194 37V38H195ZM71 38H72V40H68V42L71 44L72 42H73V44L74 43H76V41H78L79 39H77V40H74L73 39V37L71 36ZM81 38V39H82ZM152 38V39H151ZM170 38V37H169ZM194 38H191V39H194ZM68 39V38H67ZM66 39V40H67ZM83 39H82V42H84L85 43V41L87 40H85V41H83ZM190 39V40H191ZM74 40V41H73ZM184 40V41H185ZM190 40H188L189 42H190ZM195 40V39H194ZM62 41V40H61ZM162 41V40H161ZM166 41V40H165ZM167 41H168V39H167ZM182 41V40H181ZM181 41H180V44H181ZM188 41H186V42H188ZM260 41V40H259ZM43 42V41H42ZM67 42V43H68ZM145 42V41H144ZM63 43V42H62ZM69 43H68V45H69ZM78 43H79V41H78ZM86 43H88V44H86L87 46H83L84 44H81V48L80 49H83L84 47H85V50L88 52H92V50L91 49H93V48H91V46H92V44H91V42H89L88 40H87V42ZM185 43V42H184ZM183 43V44H184ZM192 43V42H191ZM223 43V42H222ZM46 44V43H45ZM44 44V45H45ZM63 44V45H64ZM91 44V45H90ZM157 44V45H156ZM161 44H162V42H161ZM7 45V44H6ZM72 45V44H71ZM141 45V44H140ZM162 45H164V43L162 44ZM186 45H189L188 43L186 44ZM185 45V46H186ZM221 46H222V44H220ZM76 46H78V45H76ZM75 45H73V48L74 47H76ZM144 46H143V49H144ZM185 46H184V48L183 49H185ZM159 47V46H158ZM172 47V46H171ZM170 47V48H171ZM188 47V46H187ZM193 47H195V46H193ZM223 47H225V45L223 46ZM42 48V47H41ZM68 48H69V46H68ZM67 48V49H68ZM169 48V47H168ZM222 48V47H221ZM72 49V48H71ZM77 49V48H76ZM75 49V50H76ZM152 49V48H151ZM157 50L159 49V48H156ZM162 49V48H161ZM200 49V50H199ZM219 49V48H218ZM69 50V49H68ZM163 50V49H162ZM162 50H161V52H162ZM189 50V49H188ZM222 50V49H221ZM67 51V50H66ZM72 51H74V50H72ZM81 53H86V51H84V50H79ZM82 51H84V52H82ZM96 51V50H95ZM148 51H150V50H148ZM158 51H160V49L158 50ZM168 51V52H167ZM196 51V50H195ZM37 52V51H36ZM36 52H35V54H36ZM64 52V51H63ZM112 52V51H111ZM136 52H137V50H136ZM142 52H144L143 50H142ZM151 52V53H150ZM149 52V54H148V56H149V58L150 59H155L156 58V54H155V52H154V50L152 49L151 51ZM166 52H167V54L170 52V50L168 49V50H166ZM185 52H186V50H185ZM227 52V51H226ZM74 53V52H73ZM93 53H95V52H93ZM107 53H109V51L107 52ZM106 53V54H107ZM132 53V52H131ZM192 53H193V51H192ZM214 53V52H213ZM217 53V52H216ZM215 53V54H216ZM232 53V52H231ZM230 53V54H231ZM237 53H238V51H237ZM27 54H29V53H27ZM53 55L54 57L52 58V59H54V60H57V59H61L60 57L59 58H56L57 56L56 55ZM62 54V53H61ZM88 54V53H87ZM105 54V55H106ZM114 54V53H113ZM133 54H135V53H133ZM142 54V53H141ZM187 54H188V51H187ZM195 54V53H194ZM197 54V53H196ZM233 54H235V53H233ZM232 54V55H233ZM33 55V54H32ZM94 55V54H93ZM142 55H144V54H142ZM170 55H171V58H172V56H173V54H171L170 53ZM169 55V56H170ZM177 55V54H176ZM204 55H201V56H204ZM213 55V54H212ZM228 55L229 54H227V56H226V60H224V61H222V62H220V61H218V63H219V66H218V64H216L219 68H221V69H224V71H225V73H227L228 72V75H229V71L230 70H232L233 71V69H232V67L233 66H236V64H234V61H233V59H232V61H233V63H230V57H228ZM19 56V55H18ZM56 56V57H55ZM80 56V55H79ZM88 56V55H87ZM89 56H91V55H89ZM107 56V55H106ZM110 56V55H109ZM115 56V55H114ZM131 56V55H130ZM134 56V55H133ZM137 56H139V55H137ZM145 56H147V55H145ZM155 56V57H154ZM159 56V55H158ZM168 56V57H169ZM179 56V55H178ZM198 56V55H197ZM200 56V55H199ZM230 56V55H229ZM24 57V56H23ZM41 57V56H40ZM81 57V56H80ZM82 57H84V56H82ZM111 57V56H110ZM115 57H117V56H115ZM142 57V56H141ZM167 57V56H166ZM189 57V56H188ZM211 57V56H210ZM214 57V56H213ZM86 58V57H85ZM170 58V59H171ZM179 58V57H178ZM192 58V56L190 57V59ZM202 58V57H201ZM212 58V57H211ZM227 58H229V60L227 59ZM235 58V57H234ZM18 59H19V57H18ZM52 59H51V61H52ZM131 59V58H130ZM139 59V58H138ZM138 59H137V61H138ZM143 59L145 60V58L143 57ZM142 59V60H143ZM147 59V58H146ZM149 59V60H150ZM187 59V58H186ZM189 59V58H188ZM192 59H194V57L192 58ZM208 60L210 59V58H207ZM213 59V58H212ZM38 60H40L39 58H38ZM42 60V59H41ZM53 60V61H54ZM82 60V59H81ZM87 60H89V59H87ZM141 60V61H142ZM151 60L152 62H155L156 60ZM159 60V59H158ZM157 60V61H158ZM163 60V59H162ZM173 60V59H172ZM172 60H170V62H172ZM199 60V59H198ZM252 60V59H251ZM250 60V61H251ZM36 61V60H35ZM44 61V60H43ZM50 61V62H51ZM52 61V62H53ZM85 61V60H84ZM90 61H91V59H90ZM147 61V60H146ZM145 61V62H146ZM160 61V60H159ZM165 61V60H164ZM168 61V60H167ZM178 61H179V59H178ZM188 61V60H187ZM186 61V62H187ZM250 61H249V63H250ZM55 62H57V61H54V63ZM86 62H88V61H86ZM148 62V61H147ZM161 62V61H160ZM169 62V61H168ZM176 62H177V60H176ZM180 62V61H179ZM182 62V61H181ZM184 62H185V60H184ZM184 62H183V64H184ZM205 62H207L206 60L204 61V63H203V61H196V59H195V61H190V62H188L187 64H184L183 65V67H181L182 69H181V71H180V74H178V75H180V78H179V76H177L179 79H181V75L183 76V75H185L186 76V78L188 77L189 79H196V82H197V80H198V77H201L200 75H198V70H200L201 68H202V66H203V64H205ZM8 63V62H7ZM151 63V62H150ZM38 64V63H37ZM57 64V63H56ZM157 64V63H156ZM159 64H161V63H159ZM158 64V65H159ZM177 64H178V62H177ZM182 63H180V65H181ZM208 64V63H207ZM231 64H233L232 65V67L231 66H229V65H231ZM38 65H40V64H38ZM60 65V64H59ZM214 65V64H213ZM142 66V65H141ZM156 66V65H155ZM166 66H170V65H166ZM172 66V65H171ZM208 66V65H207ZM231 67L230 69H227V70H225V68H227V67ZM145 67V66H144ZM174 67H175V65H174ZM203 67H205V66H203ZM213 67H215V65L213 66ZM237 68H238V66H236ZM236 67H233V68H236ZM61 68V67H60ZM139 68V67H138ZM141 68V67H140ZM158 68H160V67H158ZM157 68V69H158ZM172 67H170L169 69L170 70H172L171 69ZM206 68V67H205ZM217 68V67H216ZM59 69V68H58ZM142 69L144 70V68L142 67ZM147 68L145 67V70H146ZM156 69V68H155ZM156 69V70H157ZM176 70L175 71H177V68H175ZM53 70H54V68H53ZM129 70V69H128ZM127 70V71H128ZM140 71H141V69H139ZM142 71V72H140V73H138V74H145L146 73V71ZM151 70H152V67H151ZM151 70H149V71H151ZM156 70H154V71H156ZM160 70V69H159ZM217 69H215V72H217L216 71ZM235 70H237V69H234V71ZM51 71V70H50ZM55 72H53L54 73V78L53 77H51L50 76V78H51V80H53V89L55 90V92H56V90L58 91V88H60V85H59V87H58V81H60V80H58L59 78H60V76H59V74L57 75V70H54ZM162 71V70H161ZM174 71V70H173ZM174 71V72H175ZM201 71H203V70H201ZM227 71V72H226ZM232 71H230V72H232ZM7 72V71H6ZM26 72V71H25ZM42 72L44 73V70H42ZM129 72V71H128ZM132 72H133V70H132ZM143 72H145V73H143ZM152 72V71H151ZM157 72V71H156ZM207 70L205 71V75H207ZM236 72V71H235ZM235 72H232V73H235ZM3 73V74H2ZM48 73V72H47ZM61 73V72H60ZM127 73V72H126ZM131 73V72H130ZM168 73V72H167ZM178 73V72H177ZM7 74V73H6ZM41 74V72L39 73V75ZM45 74V73H44ZM44 74H41L40 75V78H42L43 79V77H42V75H44ZM62 74V73H61ZM127 74H129V73H127ZM133 74H134V72H133ZM146 74H148V72L146 73ZM146 74H145V76H146ZM153 76H154V73H151ZM203 74V73H202ZM217 74V73H216ZM231 74V73H230ZM15 75H17V74H15ZM51 75H52V73H51ZM150 75V74H149ZM149 75L148 76H146V79L145 78H143V76H136L135 75V77L136 78H138V79H136L135 78V84H134V86H131L130 87V89H132V90H130L131 92H130V94L125 98V99H123L122 98V100L121 101H119V103L117 104V102H116V104L114 103V108L112 109V113L110 114L111 116H112V121H111V119H110V121H107V122H105L104 123V125H103V128L105 127V131H104V134L106 133V136L108 137V136H110L112 139L113 138H115L116 139V142L117 141H120V142H118V143H125L126 144V147H127V150L129 151L130 150V153L131 152H133L131 149H138V150H140L141 149V151H143V152H145L146 151V149H148L147 148V146H149V143L154 139V140H156L155 139V137L157 138V136L158 135H161V134H163V133H165V132H168L170 129H171V126H172V124H171V126H167V125H165L164 127H158V125H159V123L157 122V120H158V118H157V115H158V111L157 110H160V109H163V108H159L158 109V107L161 105V103H163L164 102V100H166L168 97L170 98H172V100H173V97H172V94L175 92V90H174V92H172V94H170L169 92H164V91H167V90H170L169 88H167V86H166V84L165 83H163V84H165V86L166 87H164V85H163V87H162V90H163V88L165 89V88H167V90H163V92H164V94L163 95H160V88L161 87H158V90H159V92H157L158 94H156L154 91H156L155 89H153V88H157V84H160L161 83V79L160 78H162L163 79V75L161 76V77H159V76H157V73H156V79H153L154 81H156V82H154L155 84H154V86H153V83H152V81L153 80H150L151 78H154V77H152L151 75V77H149ZM176 75V74H175ZM218 76H219V74H217ZM234 75V74H233ZM232 75V76H233ZM46 76V75H45ZM48 76V75H47ZM58 76H59V78H58ZM129 76V75H128ZM144 76V77H145ZM223 76V75H222ZM247 76H249V75H247ZM5 77V76H4ZM13 77H14V75H13ZM64 77V76H63ZM115 76H113V78H114ZM131 77V76H130ZM133 77V76H132ZM148 77L150 78V79H148ZM17 78V77H16ZM15 78V79H16ZM39 77H37V79H38ZM53 78V79H52ZM166 78V77H165ZM171 78V76L170 77H167V79H170ZM173 78V77H172ZM204 78H205V76H204ZM213 78V77H212ZM228 78H230L231 79V76L230 77H228ZM236 78V77H235ZM248 78V77H247ZM247 78H246V80H247ZM251 78V77H250ZM254 78V77H253ZM263 78H264V76H263ZM263 78H262V80H263ZM18 79H22V78H20V77H18ZM30 79V78H29ZM41 79V80H42ZM63 79V78H62ZM111 79V78H110ZM115 79V78H114ZM130 79V78H129ZM166 79V80H167ZM175 79L176 80H172V82H174V81H177L178 80V82H179V79H177L176 77H175ZM219 79L220 78H217V81H219ZM227 79V78H226ZM257 79V78H256ZM261 79V77L259 78V80ZM31 80V79H30ZM29 80V81H30ZM40 80V81H41ZM45 80L47 81V83L48 84H50L51 82L50 81H48L46 78L44 79V82H45ZM120 80H122V78L120 79ZM132 80V79H131ZM146 80H148V82H149V84H150V81H151V83H152V88H150L149 86H147V84L145 83V81ZM205 80V79H204ZM223 80V79H222ZM250 80V79H249ZM253 80H255V79H253ZM13 81V80H12ZM22 81V80H21ZM29 81H26V79L25 80H23L21 83H20V87H19V89H20V91L21 92H25L24 94H26L27 92H26V90H28L29 88H28V83H29ZM32 81V80H31ZM43 81V80H42ZM41 81V82H42ZM110 81V80H109ZM126 81H127V79H126ZM169 80H167V82H168ZM206 81V80H205ZM208 81H210V80H208ZM211 81H213V80H211ZM225 81V80H224ZM223 81V82H224ZM232 81H233V79H232ZM231 81V82H232ZM235 81V80H234ZM243 81V80H242ZM17 82V81H16ZM43 82V85H45L46 84V82L44 83ZM50 82V83H49ZM63 82V81H62ZM86 82V81H85ZM91 82V81H90ZM129 82H130V80H129ZM163 82H166V81H163ZM166 82V83H167ZM171 82V81H170ZM191 82V80L189 81V83H188V80L186 81V79L185 80H183V84H182V89H181V91L179 92L178 90H180V89H177L178 88V86H177V82H174L175 83V86H177L175 89L179 92L178 94L177 93H175V95L176 96H174V97H178L180 100L179 101H181V105L183 106V107H191L192 109H191V112H190V114L192 113V111L194 110V108H196V105H197V103H198V99L197 98H195V97H191V93H192V91L193 90H195V89H197V88H194V85H193V83L191 84L190 83ZM199 83H200V80L198 81ZM197 82V83H198ZM230 82V83H231ZM236 82V81H235ZM243 82H246V81H243ZM262 81H260V83H261ZM264 82V81H263ZM19 83V82H18ZM34 83V82H33ZM107 82H105V84H106ZM109 83V82H108ZM119 83V82H118ZM124 83H125V81H124ZM123 83V84H124ZM169 83V82H168ZM167 83V84H168ZM198 83V84H199ZM206 83H207V81H206ZM205 83V84H206ZM213 83V82H212ZM233 83V82H232ZM249 84H250V82H248ZM35 84V83H34ZM59 84H61V82L59 83ZM90 84V83H89ZM116 85H117V83H115ZM121 84V83H120ZM130 84V83H129ZM132 84V85H133ZM202 84V83H201ZM228 84V83H227ZM258 84H259V82H258ZM17 85V84H16ZM66 85V84H65ZM112 85V87H113V84H111ZM161 85V84H160ZM171 85H174V84H171ZM171 85H170V87H171ZM180 85V87H181V83L179 84ZM202 85H204V84H202ZM241 85V84H240ZM239 85V86H240ZM244 85V84H243ZM246 85H248V84H246ZM261 85V87H263L262 86V83L260 84ZM259 85V86H260ZM35 86V85H34ZM36 86H38V85H36ZM46 86V88L48 87L49 88V86L50 85H45ZM45 86H42V83H41V86L39 85V88H41L43 91L45 90ZM86 86V85H85ZM196 86V85H195ZM255 86V85H254ZM18 87V86H17ZM31 87H33V85L31 84ZM43 87H44V89H43ZM72 87V86H71ZM74 87V86H73ZM121 87H122V85H121ZM174 87V86H173ZM220 87V86H219ZM221 87H224V86H222V84H221ZM249 87H251V86H249ZM248 87V90H251L250 88ZM38 88V87H37ZM38 88V90L40 91V93H42V90H40ZM47 88V89H48ZM108 88V87H107ZM120 88V87H119ZM119 88H118V91H120L119 90ZM122 88H124V87H122ZM241 88V87H240ZM260 88V87H259ZM258 88V89H259ZM32 89V88H31ZM46 89V90H47ZM53 89H51V90H53ZM112 89V88H111ZM115 89V88H114ZM154 91H153V90ZM174 89V88H173ZM224 89V88H223ZM253 89H254V87H253ZM263 89H264V87H263ZM7 90H9V88L7 89ZM12 90H14V89H12ZM11 90V91H12ZM18 90V89H17ZM17 90H15V93L14 92H12L13 94H15V95H17L16 94V91ZM30 90V89H29ZM61 90V89H60ZM67 90V89H66ZM87 90H88V88H87ZM124 90H126V89H124ZM171 90H172V87H171ZM198 90H199V87H198ZM213 90V89H212ZM229 90V89H228ZM243 90V89H242ZM10 91V90H9ZM11 91H10V93H11ZM37 91V90H36ZM35 91V92H36ZM49 91V90H48ZM75 91V90H74ZM89 91V90H88ZM118 91H116L115 90V92H118ZM122 91V90H121ZM176 91V92H177ZM196 91V90H195ZM215 91V90H214ZM220 91V90H219ZM245 91L246 92H248V93H246V94H249L250 93V95H251V97H252V93L253 92H255V90L253 91V90H251V92H249V91H247V88H245ZM245 91H244V93H245ZM261 91V90H260ZM264 91V90H263ZM49 92H51V94L54 92H52V91H49ZM54 92V93H55ZM59 92V91H58ZM80 92V91H79ZM198 92H200V91H198ZM262 92V91H261ZM9 92L7 91V97H8V95L10 96V93L8 94ZM17 93H20V92H17ZM39 92H37V94H38ZM45 93H46V91H45ZM54 93H53V97H55V95H54ZM57 93V92H56ZM67 93V92H66ZM77 93V92H76ZM87 93V92H86ZM90 93V92H89ZM105 93V92H104ZM124 93V92H123ZM206 93V92H205ZM212 93V92H211ZM222 93V92H221ZM239 93V92H238ZM257 93L258 92H255V94H256V96H253L254 98H252L251 99V97H250V95H247V96H249V99H251V100H255L254 102H252V104L254 103V106L252 105V109L254 108V109H256L255 111L254 110H248V111H250V113H254L253 115H256L255 113H257V108H259L260 109V112H262V111H264V103H261V102H263V99H264V95H263V99L262 100H258V99H255V97H257V98H259L260 96L262 97V95L260 94H258L257 95ZM23 94V93H22ZM50 94V93H49ZM70 94V93H69ZM73 94V93H72ZM82 94V93H81ZM91 94V93H90ZM264 94V93H263ZM28 95H29V93H28ZM42 95V94H41ZM48 95V94H47ZM59 94L57 93V96H58ZM66 95V94H65ZM85 95V94H84ZM86 95H88V94H86ZM102 95V94H101ZM115 95V94H114ZM117 95V94H116ZM124 95V94H123ZM197 95V94H196ZM220 95V94H219ZM0 96H1V94H0ZM44 96V95H43ZM80 96V95H79ZM83 96V95H82ZM12 97V96H11ZM52 97V96H51ZM69 98H70V96H68ZM77 97V96H76ZM197 97V96H196ZM210 97H212V95L210 96ZM219 97H222V96H219ZM242 96H239L238 95V98L240 99ZM3 98H5L6 99V97H0V104H1V101L3 100ZM8 98H10V97H8ZM73 98V97H72ZM88 97H86V99H87ZM120 98V97H119ZM168 98V99H169ZM198 98H200V99H202L201 98V96L200 97H198ZM5 99H4V101H5ZM47 99H49V97L47 98ZM50 99H52V98H50ZM54 99H56V101H58V100H60V98H58V97H55V98H53V101H54ZM58 99V100H57ZM85 99V98H84ZM89 99V98H88ZM199 99V100H200ZM205 99V98H204ZM214 99H216L215 98V96H214ZM217 99H218V97H217ZM235 99H237V97H235ZM238 99V100H239ZM248 99V100H249ZM260 99V98H259ZM7 101H8V99H6ZM116 100V99H115ZM115 100H113V101H115ZM234 100V99H233ZM25 101V100H24ZM37 101V100H36ZM52 101V100H51ZM206 101V100H205ZM208 101V100H207ZM235 101H237V100H235ZM241 101V100H240ZM256 101H258L257 103H259V105L257 104V103H255ZM6 102V101H5ZM200 102V101H199ZM202 102V101H201ZM199 103V104H201L202 105V103ZM218 102H220V101H218ZM217 102V103H218ZM244 102V101H243ZM2 103H3V105H4V102L2 101ZM24 103H26V102H24ZM23 103V106H22V104H21V106L19 105L18 106V108L19 107H21V109L19 110L20 111V113L22 114V112H23V114L21 115V114H19V112L18 111H14L15 109L17 110L18 108H13L14 110L13 111H11L10 109V106L9 105H7V106H9V108H7V110H4V109H6L5 107H6V104H5V107H1L0 108V110L1 109H3V110H1L0 111V158L2 157V158H5V160L7 159V162L5 163V164H7V166L6 165H4V167H3V164L1 163V161L2 160H0V185H1V182H3V183H10L9 184V186H6L5 187V192H8V193H14V194H27L28 192H35V191H37L38 189H35V186L38 184H35L34 182L33 183H31L30 184V186H31V189H29L30 187H29V185H23L22 186V184H19V185H15V184H18V183H25L24 181H22V179H18L17 178V175H16V177H13V179H11V177L10 178H6V176H7V174L9 173V172H13V171H11L10 169L12 168L11 167V165H14V163H12L11 164V160H12V157H13V154H14V152L16 151V153H15V156L13 157V158H16V155H17V157H22L25 161H26V163L28 164V162L29 161H32V162H34V161H37V162H39L40 163V161H42L43 162V160L46 158V156H47V154L50 152V155H49V157H51V155L52 156H54L55 158L54 159H58V156L60 155V149H59V147H61V145H60V143H61V141H64V140H61V133H63L64 131H65V129L63 128V132H62V128L61 127H63L62 125V121L60 120V116L61 115H59V110H58V107L56 106V104L54 105V104H48L49 106L51 105V107H50V109L51 110H53V113H51V114H53L52 116H50L49 114H50V112H52V111H49L48 112V110H49V106L47 107L46 106V102L45 103H42L41 104V101H40V104L42 105H40L39 103H38V101H37V103L39 104L38 106H37V103H36V105L35 106H32V112L34 111V109H35V113L33 112V113H31L32 115L34 114H36V111L38 110L39 111V113H42V117H41V120H37L36 119V116L38 117L39 115L37 114V115H35V116H31V114H27L26 112L28 111L29 113L31 112L29 109H28V106L29 105H33V104H29V105H27V104H24ZM59 103V102H58ZM165 104L167 103V101L166 102H164ZM208 104L210 103V102H207ZM223 103V102H222ZM239 102H236V103H233L234 105L235 104H237L236 106L239 108V107H241L239 104H238ZM241 103V102H240ZM110 105H111V103H109ZM205 104V103H204ZM257 104V106H256V108H255V105ZM260 104L262 105V106H260ZM200 105V106H201ZM1 106H2V104H1ZM17 106V105H16ZM37 106V108H35ZM182 106H178V108L180 109ZM199 106V105H198ZM197 106V107H198ZM208 106V105H207ZM206 106V107H207ZM225 106V105H224ZM230 106V105H229ZM14 107V106H13ZM38 107H40V108H38ZM232 107H233V105H232ZM262 107V108H261ZM26 108L28 109L27 111H26ZM209 108V107H208ZM211 108H213V107H211ZM215 108H217V107H215ZM229 108V107H228ZM238 108H234V109H237L238 110ZM9 109V110H8ZM23 109H25V110H23ZM31 109V108H30ZM41 110V112H40V110ZM179 109H177V111L179 112L181 109H183V108H181L180 110ZM240 110H238V112L239 111H243V113H244V116H253L252 114H250V115H248V113H247V111H244V110H241L242 109V107L241 108H239ZM21 110H23V111H21ZM164 110V109H163ZM162 110V111H163ZM166 110V109H165ZM168 110H169V108H168ZM175 110H176V108H175ZM185 110V109H184ZM196 110V109H195ZM215 110V109H214ZM230 110V109H229ZM26 111V112H25ZM170 111H172V110H170ZM206 112H207V110H205ZM218 111V110H217ZM216 111V112H217ZM231 111L233 112V110L231 109ZM251 111H254V112H251ZM18 112V113H17ZM109 112V111H108ZM167 112V111H166ZM197 112V111H196ZM201 112V111H200ZM210 112V111H209ZM16 113H17V115H18V117H19V115H21V118L19 117V118H17L16 119ZM194 113H195V111H194ZM199 113V112H198ZM197 113V114H198ZM243 113H241V112H239V114H240V116H237V115H239L238 113H237V118L238 117H241L240 119H244V116H242L243 115ZM247 115H246V114ZM177 114V113H176ZM183 113H181V114H179V116L177 117H173V118H176L175 119V121L178 123L179 121H182V119H184L183 117V115H182ZM190 114L188 115V114H186L185 113V118L186 117H189L190 116ZM202 114H203V109H202V112H201V116H202ZM215 114H217V113H215ZM234 114V113H233ZM263 114H264V112H263ZM161 115V114H160ZM167 115V114H166ZM193 115V114H192ZM196 115V114H195ZM212 115V114H211ZM41 116V115H40ZM40 116L38 117V119H40ZM110 116V117H111ZM159 116V115H158ZM165 116V115H164ZM194 116V115H193ZM208 116H210V115H208ZM216 116V115H215ZM225 116H226V114H225ZM250 116V117H251ZM258 116H259V113H258ZM258 116H256V117H258ZM262 116V118L264 119V115H262V114H260V117ZM32 117H35V119L37 120V121H39V122H37L36 120V122H37V124L35 125V124H32L34 121L32 120ZM163 117V116H162ZM203 117H205V115H203ZM232 117H235L234 115H232ZM63 118V117H62ZM108 118V117H107ZM157 118V119H156ZM170 118V117H169ZM195 118V117H194ZM201 118V117H200ZM230 118V117H229ZM246 118V117H245ZM249 118V117H248ZM255 118V117H254ZM262 118H255V121L258 123L259 121H260V124H259V126L261 127V128H264L263 126V124H264V120H262ZM34 119V118H33ZM101 119H102V117H101ZM105 119V118H104ZM103 119V120H104ZM178 119H179V121H178ZM181 119V120H180ZM210 119V118H209ZM250 119V118H249ZM260 119V120H259ZM65 120V119H64ZM192 120V119H191ZM200 120V119H199ZM207 120V119H206ZM257 120H259V121H257ZM262 120V121H261ZM31 121H33V122H31ZM66 121V120H65ZM104 121H106V119L104 120ZM187 121V120H186ZM210 121H212V120H210ZM233 121H236V118H235V120H234V118H233ZM246 121V120H245ZM244 121V122H245ZM251 121L252 122H250V121H248L247 120V124H248V126L249 127H253V126H251V125H254L255 127H259V126H257L256 124L257 123H255V121H253V119H252V117H251ZM71 122V121H70ZM175 122V123H176ZM189 122H191V121H189ZM194 122V121H193ZM201 122V121H200ZM203 122V121H202ZM213 122V121H212ZM238 122H240V120L238 121ZM242 122V121H241ZM263 122V126H261V123ZM30 123L32 124L31 126H34L35 127V131H37L36 133H39V137L37 136V135H35V134H33V135H35L36 137H38L39 139L38 140H36L34 143H31V144H29V143H26L25 145H24V143H22V139L20 138V137H22L21 136V134L20 135H17L16 134V131H17V129L20 131L21 129H19L20 127L21 128H25L26 127V130H28L27 128L29 127V125H30ZM35 123V122H34ZM172 123V122H171ZM175 123H173V126L175 127ZM196 123V122H195ZM209 123H211V122H209ZM214 123V122H213ZM213 123H211V124H213ZM232 123V122H231ZM236 123V122H235ZM29 124V125H28ZM68 124V123H67ZM67 124H65V125H67ZM73 124V123H72ZM95 124V123H94ZM102 124V123H101ZM100 124V125H101ZM197 124V123H196ZM243 124H245V123H243ZM242 123L241 124H239V125H242V126H244L245 127V125L247 126V124H245V125H243ZM28 125V126H27ZM100 125H99V127H100ZM163 125V124H162ZM177 125V124H176ZM190 125V124H189ZM86 126V125H85ZM187 126V125H186ZM199 126V125H198ZM213 126V125H212ZM235 126V125H234ZM242 126H240L241 128H242ZM82 127V126H81ZM80 127V128H81ZM96 127V126H95ZM98 127V126H97ZM98 127V128H99ZM170 127V128H169ZM174 127H173V130H174ZM195 127V126H194ZM259 127V128H260ZM23 128V129H24ZM83 128H85L84 126H83ZM205 128H207V127H205ZM212 128V127H211ZM32 129V128H31ZM30 129V130H31ZM75 129V128H74ZM89 129H91V128H89ZM102 128L100 127V130H101ZM180 129V128H179ZM217 129V128H216ZM237 129V128H236ZM242 129H244V128H242ZM253 129V128H252ZM66 130H69L70 131V129H66ZM84 130V129H83ZM86 130H87V128H86ZM98 130V129H97ZM215 130V129H214ZM244 130H246V133L244 132L243 133V135H241V134H238L239 136L241 135V136H244V135H246V134H249L248 133V131L247 130H250V128L249 129H244ZM243 130V131H244ZM254 130V131H253ZM253 130H251V131H253V132H255V133H257V130H255V129H253ZM262 130H264V129H262ZM260 131V130H258L259 132L257 133V134H253L254 136H258L259 138H260V136L259 135H264L263 133H264V131ZM25 131V130H24ZM34 131V132H35ZM72 131V130H71ZM90 131V130H89ZM94 131V130H93ZM95 131H96V129H95ZM102 131V130H101ZM100 131V132H101ZM175 131V130H174ZM215 131H217V130H215ZM238 131V130H237ZM32 133L33 131H29V132H25V133ZM33 132V133H34ZM77 132V131H76ZM75 132V133H76ZM83 132V131H82ZM82 132H80V133H82ZM86 132V131H85ZM84 132V133H85ZM92 132V131H91ZM90 132V133H91ZM97 132V131H96ZM177 132V131H176ZM201 132V131H200ZM250 132V131H249ZM263 132V133H262ZM22 133H23V130H22ZM69 133V132H68ZM67 133V134H68ZM71 134H73V132H70ZM74 133V134H75ZM78 133V132H77ZM79 133V134H80ZM232 133V132H231ZM238 133V132H237ZM240 133V132H239ZM24 134V133H23ZM93 134V133H92ZM103 134V133H102ZM103 134V135H104ZM171 134V133H170ZM169 134V135H170ZM174 134V133H173ZM209 134V133H208ZM234 134V133H233ZM82 135V134H81ZM80 135V136H81ZM102 135V136H103ZM186 135V134H185ZM235 136H233V137H236V134H234ZM252 135V136H253ZM18 136V137H17ZM75 136H76V134H75ZM78 136V135H77ZM87 136H88V134H87ZM86 136V137H87ZM90 136H91V134H90ZM90 136H89V138H90ZM100 136V135H99ZM99 136H97L96 138L98 139L99 138ZM101 136V137H102ZM210 136H212L213 137V135H210ZM210 136H209V138H210ZM222 136V135H221ZM225 136H227V135H225ZM228 136H230V135H228ZM253 136V137H254ZM26 138L28 137V134H26V136H25ZM30 137H34V136H31L30 135ZM29 137V138H30ZM65 137H67V136H65ZM71 137V136H70ZM84 137H85V134H84ZM160 137V136H159ZM158 137V138H159ZM189 137V136H188ZM203 137V136H202ZM215 137V139H216V136H214ZM219 137V136H218ZM232 137V136H231ZM20 138V140H17V139H19ZM22 138H24V137H22ZM26 138H24V139H26ZM77 138V137H76ZM76 138H75V141H76ZM91 138H94V136L93 137H91ZM109 138V137H108ZM157 138V139H158ZM240 138H242V137H240ZM246 138V137H245ZM244 137H243V139H245ZM65 139V138H64ZM68 139H69V137H68ZM73 139V138H72ZM110 139V138H109ZM112 139H111V142H112ZM115 139H113V140H115ZM181 139V138H180ZM206 139V138H205ZM214 139V140H215ZM224 139V138H223ZM232 139V138H231ZM230 139V140H231ZM238 139V138H237ZM258 139V138H257ZM261 139V138H260ZM259 139V140H260ZM27 140V139H26ZM25 140V142H27ZM30 140V139H29ZM33 140H35V137H34V139ZM74 140V139H73ZM92 140V139H91ZM91 140H89V141H91ZM101 140V139H100ZM103 140V139H102ZM183 140V139H182ZM209 140V139H208ZM239 140V139H238ZM259 140H258V142H257V140L255 139V142L253 143V145H257V146H251L254 150H255V148L254 147H256V151H254L252 148L251 149H249L250 148V144H248L247 146V150L245 149V147H242V146H244L245 144H246V141H245V144H243V145H241L242 143L240 142V141H238V143L240 142L241 144V147L240 148H238L237 150H241V149H245V150H243V152L241 153L240 151H239V153L237 154L235 151L236 150H234V149H236V148H234V149H231V150H229V151H232L233 150V152H235L237 155L236 156H238V157H225L226 155H224V154H219V153H222V152H220V150L219 151H217L216 150V152H219L218 154H210L208 157L207 156H204V157H207V158H210V160H212L213 161V158L214 157H212V155H218L219 157H220V155H224V156H222V157H218L217 158V156H215V160H217V162H219V165L221 166L222 164L224 165V163L223 162H225V164L226 165H224V166H226V167H229V166H227V164L228 165H230V164H232L234 161H236L237 162V165H235V166H238V167H235L234 166V168L233 169H228L229 171H227V172H224V171H226V170H224V171H222V173L224 172V174H225V176L223 177V176H217L216 178L217 179H224V185H223V187H225L226 186V184H228L227 186H226V189L227 190H224L223 191V189H225V188H222V186H221V188H220V190H219V188H217L216 190H215V188H214V190L212 189L211 191H208V190H206V191H203L204 189L203 188H200V189H202V191H200V189H199V191H197V189L195 188L196 187V185L197 184H199V185H197L198 186V188L199 187H202V185L205 183L204 182V180H202V177L201 176H199V174H198V177H196V178H201V179H196L195 177H191V179L190 180H188L189 179V177H187V178H184L183 179V184L186 186L187 185V188H188V186H190L194 191H196V192H194L193 190L191 191V193L189 192V193H186L185 195H184V193H183V196L181 197V199L179 200V198H177L179 201L177 202V203H175L176 204V206L174 207V206H171V208H176L177 209V211L179 210H181L180 212H183L182 210H184V217L182 216V214H181V218L182 219H184V222H183V225H181V220L179 219V216H180V213H179V215H178V218H173V219H179V220H176V221H179L178 223L180 224H178L179 226H177L178 228L176 229V226H175V230H174V233L172 234V235H175V236H173V237H169L170 239H166V238H168L167 236H165V237H163V238H165L166 240H163V238H162V242L159 244V246H157L156 244V248H154L156 251H155V253L158 255H160L161 256V258H160V256H159V258H156V260L154 261L155 262V264H238L236 261H235V255H236V247H237V245L239 244V243H241L242 241H247V243L249 244V240L250 239H252V240H254V238L255 239H259L258 241H257V243L259 242V243H261V241H262V238H259L258 237V233H257V231H260L262 228L264 229V227L261 225V227L262 228H260V226H259V228L257 227V223L255 224V220H254V215H255V212H254V210H264V152H262V151H264V150H262V149H264V147L262 148L261 146H264V143L262 142L263 140H264V138L263 139H261L260 140V142L263 144H261L260 142H259ZM21 142V143H18V146H19V144H23V146L24 147H22V149H21V151H20V153H19V150H20V148H21V145H20V148H19V150H15L14 151V149H16L17 147H16V142ZM31 142H32V140H30ZM29 141V142H30ZM67 142H69L68 140H66ZM158 141V140H157ZM201 141V140H200ZM210 141V140H209ZM208 141V142H209ZM226 140H224V142H225ZM234 141V140H233ZM24 142V141H23ZM65 142V141H64ZM67 142H66V146H68V144H67ZM104 142H106L105 140H104ZM103 142V143H104ZM181 142V141H180ZM191 142V141H190ZM214 143H215V141H213ZM212 142V143H213ZM219 144L221 143V141L219 142V141H217ZM223 142V141H222ZM243 142V141H242ZM75 143V142H74ZM87 143H88V141H87ZM86 143V144H87ZM93 143V142H92ZM103 143L101 144V146L103 145ZM109 143V142H108ZM196 143V142H195ZM212 143H210L209 142V144H212ZM227 143H229V141L227 142ZM244 143V142H243ZM256 143V144H255ZM28 144V145H27ZM64 144V143H63ZM116 144V143H115ZM124 144V145H125ZM152 144H154V141L152 142ZM159 144V143H158ZM208 144V143H207ZM234 144H236V143H234ZM252 144V143H251ZM60 145V146H59ZM151 145V144H150ZM216 145H218V144H216ZM216 145H214L215 147H216ZM223 145V144H222ZM226 145H228V144H226ZM230 145H233V144H231V142H230ZM260 145V146H259ZM63 146V145H62ZM65 146V145H64ZM63 146V147H64ZM65 146V147H66ZM81 146V145H80ZM83 146V145H82ZM100 146V145H99ZM100 146V147H101ZM121 146V145H120ZM154 146V145H153ZM187 147H188V145H186ZM199 146H201V145H199ZM224 147H225V144L223 145ZM238 146V145H237ZM236 146V147H237ZM16 147V148H15ZM96 147V146H95ZM94 147V148H95ZM98 147V146H97ZM104 147V146H103ZM143 147H145L144 149H142ZM150 147V146H149ZM207 147V146H206ZM213 147V146H212ZM217 147H219V146H217ZM69 148V147H68ZM71 148V147H70ZM78 148V147H77ZM79 148H81V147H79ZM90 148V147H89ZM102 148V147H101ZM109 148V147H108ZM120 148H122V147H120ZM205 148V147H204ZM214 148V147H213ZM212 148V149H213ZM228 148H230V146L228 147ZM259 148H261V154H260V149ZM62 149V148H61ZM96 149V148H95ZM99 149V148H98ZM104 149H105V147H104ZM123 149H124V146H123ZM162 149V148H161ZM194 149V148H193ZM211 149V150H212ZM222 149V148H221ZM50 150V151H49ZM82 150H85V149H82ZM90 150V149H89ZM93 150V149H92ZM149 150H151V148L149 149ZM148 150V151H149ZM179 150V149H178ZM189 150V149H188ZM199 150V149H198ZM209 150H210V148H209ZM215 150V149H214ZM214 150H212L211 152H214ZM255 152L254 154L256 155V154H259V155H256V156H254L253 155V151ZM18 151V152H17ZM48 151V152H47ZM62 151V150H61ZM63 151H64V149H63ZM71 151V150H70ZM79 151H80V149H79ZM87 151H88V149H87ZM104 151V150H103ZM121 151H122V149H121ZM128 151H126L127 153H128V155L125 157L124 155V157L127 159V157H129V155H130V153L128 152ZM167 151V150H166ZM191 151V150H190ZM205 151V150H204ZM224 151V150H223ZM245 151V152H244ZM247 151V152H246ZM250 152V154H249V152ZM54 153V155L52 154V153ZM57 152H59V155H58V153ZM89 152V151H88ZM91 152V151H90ZM89 152V153H90ZM94 152V151H93ZM101 152V151H100ZM137 152H140V151H137ZM150 152V151H149ZM148 152V153H149ZM197 152V151H196ZM227 152H228V150H227ZM233 152H231V153H233ZM259 152V153H258ZM81 153V152H80ZM80 153H78V156H79V154ZM125 152H123V154H124ZM127 153H125V154H127ZM134 153H135V151H134ZM147 153V152H146ZM163 153V152H162ZM187 153H189V152H187ZM186 153V154H187ZM194 153V152H193ZM202 153H204V152H202ZM201 153V154H202ZM234 153V154H235ZM241 153V154H240ZM252 153V154H251ZM19 154V155H18ZM56 154V155H55ZM70 154V153H69ZM75 154H76V152H75ZM81 154H84V153H81ZM91 154H93V153H91ZM94 154H95V152H94ZM93 154V155H94ZM96 154H97V152H96ZM115 154V153H114ZM139 154V153H138ZM160 154V153H159ZM185 154V158H186V155ZM208 154V153H207ZM234 154H231V155H234ZM243 154V158L241 157V155ZM245 154H246V156H245ZM133 155V154H132ZM151 155H152V153H151ZM154 155V154H153ZM169 155V154H168ZM167 155V156H168ZM193 155V154H192ZM195 155H197V153L196 154H194V157H196ZM205 155V154H204ZM230 155V154H229ZM247 155H249V156H247ZM57 156V157H56ZM61 156V155H60ZM74 156H77V155H74ZM73 156V157H74ZM84 156V155H83ZM82 156V157H83ZM86 156H87V154H86ZM86 156H84L85 158H86ZM91 155H89V157H90ZM101 156V155H100ZM123 156H120V158L122 157V159L124 158ZM155 156V155H154ZM245 156V157H244ZM251 156H253V157H251ZM20 157H19V159H20ZM48 157V156H47ZM88 157V158H89ZM95 157V156H94ZM131 157V156H130ZM138 157V156H137ZM142 157V156H141ZM147 156H145V157H143L144 158V160H143V158H142V160L140 159V160H138L137 162H138V164L139 163H141V164H139V167L140 166H142L143 168H146L145 167V165L148 163V166H149V164H152L153 166H154V162H153V160H151V158H149V161L148 160H146V163H145V158H146ZM152 157V156H151ZM158 157V156H157ZM203 157V159H198V160H200V162L201 161H205V159L206 158H204ZM211 157H212V159H211ZM1 158V159H2ZM21 158V159H22ZM61 158V157H60ZM59 158V159H60ZM77 158H79V157H77ZM84 158V160H86ZM91 158H93V156L91 157ZM96 158H99V157H97L96 156ZM102 158V157H101ZM105 158V157H104ZM167 158V157H166ZM188 158H189V156H188ZM200 158H202V157H200ZM217 158V159H216ZM221 158H223V160L221 159ZM225 158H227L226 160L227 161H225ZM231 158H234V161L232 162L231 160ZM236 158H237V160H236ZM246 158V159H245ZM34 161H33V160ZM47 159V158H46ZM44 160V161H46V162H49V161H47V160ZM50 159V158H49ZM70 159H72V158H70ZM70 159H68L69 161H70ZM75 159H76V157H75ZM80 159V158H79ZM148 159V158H147ZM196 159V158H195ZM231 159V160H230ZM242 159H243V161H244V164L245 165H243V167H241L242 165V163H243V161H242ZM245 159V160H244ZM24 160H21L22 162L24 161ZM77 160V159H76ZM75 160V161H76ZM84 160H81V162L82 161H84ZM102 160H103V158H102ZM112 160V159H111ZM136 160H137V158H136ZM184 160V159H183ZM190 160H192V157H191V159ZM194 160V159H193ZM207 160V159H206ZM210 160H207V161H210ZM239 160V161H238ZM3 161H4V159H3ZM2 161V162H3ZM17 161V160H16ZM24 161V162H25ZM28 161V162H27ZM61 161V160H60ZM91 161H92V159H91ZM91 161H89L88 162V160H87V164L89 165V163H91ZM96 161V160H95ZM98 161V160H97ZM117 161V160H116ZM121 161V160H120ZM169 161V160H168ZM211 161V162H212ZM220 161L222 162L221 164H220ZM228 161H231V162H228ZM13 162V161H12ZM19 162V161H18ZM36 162V163H37ZM42 162L40 163V164H36V163H34L36 166H38V167H42L41 165H43L44 167H45V165H44V163H46V162H43V164H42ZM94 162V161H93ZM99 162V161H98ZM101 162V161H100ZM122 162V161H121ZM133 162H135V160L133 161ZM157 162V161H156ZM172 162V161H171ZM182 162V161H181ZM190 162V161H189ZM188 162V163H189ZM21 163V162H20ZM26 163H25V165H26ZM65 163H67V162H65ZM69 163V162H68ZM71 163V162H70ZM73 163H77V162H74V160H73V162L71 163V164H73ZM80 163V162H79ZM86 161H84V164H82V166H80V168L79 169H77V168H73L72 167V170L71 169H69L70 171L67 173L66 172V176L64 177V178H61V179H58V180H55L54 179V181L53 182H50L52 185H54L55 187L54 188H56V187H58V186H62V185H64V184H67V185H71L72 187H74L75 188V190H79L80 192L81 191H83V190H89V188L90 189H94L95 187H96V185H98L97 184V182L98 181H103L104 183H106V184H108L109 182H111L112 180H115V179H110V178H103V176H101V175H103V174H101V175H99L98 173H97V170H93L92 169V171H90L91 169H87L88 167H90V166H86ZM97 163V162H96ZM127 163V162H126ZM131 163V162H130ZM159 163V162H158ZM187 163V164H188ZM202 164L204 163H206V161L205 162H201ZM235 163V162H234ZM233 163V164H234ZM239 163V164H238ZM19 164V163H18ZM29 164H31V163H29ZM78 164V163H77ZM77 164H75V165H77ZM94 164V163H93ZM101 164V163H100ZM174 164V163H173ZM210 164V162H208L206 165H209ZM213 164V163H212ZM215 165H216V163H214ZM233 164L231 165V167L233 166ZM20 165V164H19ZM24 165V164H23ZM80 165H81V163H80ZM90 165H92V163L90 164ZM95 165V164H94ZM99 165V164H98ZM152 165H150V166H152ZM157 165V164H156ZM159 165H160V163L158 164V166H156V169L157 170H155L156 172L158 171V173H160L161 172V169L159 168ZM191 165V164H190ZM211 165V164H210ZM27 166V165H26ZM36 166H35V169H36ZM66 166V165H65ZM69 166H70V164H69ZM100 167H103V166H101V165H99ZM122 166V165H121ZM125 166V165H124ZM172 166V165H171ZM187 166V165H186ZM199 166V167H198ZM198 168L200 169V167L201 168H206L207 166H205V165H203L204 167H202V165H199V163H198ZM217 166V165H216ZM246 166V167H245ZM31 167H34V166H32L31 165ZM93 168H95L94 166H92ZM97 167V166H96ZM159 169H158V168ZM160 167H162V166H160ZM190 167H194L195 168V166L193 165H191ZM231 167H229V168H231ZM15 168V167H14ZM55 168V167H54ZM66 168V167H65ZM91 168V167H90ZM183 168V167H182ZM189 168V167H188ZM211 168V167H210ZM224 168V167H223ZM236 168H238V169H236ZM244 168H245V171H243L244 170ZM46 169V168H45ZM147 169V168H146ZM150 169V168H149ZM191 169V168H190ZM206 169H209V168H206ZM237 170V171H235L234 172V170ZM39 170H40V168H39ZM53 170V169H52ZM65 170V169H64ZM124 170V169H123ZM148 170V169H147ZM160 170V171H159ZM163 170V169H162ZM176 170V169H175ZM179 170H181V168L179 169ZM178 170V171H179ZM192 170V169H191ZM32 171V170H31ZM34 171V170H33ZM32 171V172H33ZM37 171V170H36ZM35 171V172H36ZM42 171H44L43 170V168H42ZM54 171V170H53ZM52 171V172H53ZM142 171V170H141ZM168 171V170H167ZM174 171V170H173ZM173 171H169V172H173ZM188 171V170H187ZM231 171V172H230ZM239 171H242V172H239ZM62 172V171H61ZM92 172V173H91ZM144 172H145V170H144ZM230 174H229V173ZM13 173H15V172H13ZM26 173V172H25ZM107 173V172H106ZM128 173H130V172H128ZM139 173V172H138ZM142 173H143V171H142ZM163 173V172H162ZM180 173H182V171L180 172ZM194 173V172H193ZM228 173V174H227ZM235 173V174H234ZM240 173H242V174H240ZM27 174V173H26ZM39 174V173H38ZM105 174V173H104ZM144 174V173H143ZM172 174H174V173H172ZM237 174H239V175H237ZM14 175V174H13ZM57 175V174H56ZM131 175V174H130ZM170 175V174H169ZM208 175V174H207ZM207 175H205L204 177H206V178H208L209 180H212V176L213 175H211V176H207ZM219 175H221V174H219ZM12 176V175H11ZM140 176V175H139ZM147 176V175H146ZM171 176V175H170ZM180 176V175H179ZM7 177H9V175L7 176ZM20 177H22V176H20ZM57 177V176H56ZM110 177H112V176H110ZM135 177V176H134ZM184 177V176H183ZM203 177V178H204ZM212 177V178H211ZM220 177V178H219ZM29 178V177H28ZM115 178H117V177H115ZM124 178V177H123ZM138 177H137V175H136V179H137ZM140 178V177H139ZM148 178H150V177H148ZM5 179V180H4ZM130 179V178H129ZM135 179V180H136ZM162 179H164V178H162ZM178 179H180V178H178ZM195 179V180H194ZM207 179V180H208ZM227 179V180H226ZM27 180V179H26ZM41 180L43 181V178H41ZM124 180V179H123ZM141 180V179H140ZM182 179H180L179 180V182L181 181ZM197 180H201V182H203V183H199L200 181H197ZM206 180V181H207ZM228 182V183H226V181ZM166 181V180H165ZM178 181V180H177ZM176 180H175V182H177ZM230 181H232V183L231 184H233L234 183V185H232V188L230 189V188H228V187H230L231 186V184H230ZM27 182H28V180H27ZM100 182V183H101ZM155 182V181H154ZM160 182V181H159ZM179 182H178V184H179ZM208 182V181H207ZM14 183V184H13ZM29 183H30V181H29ZM99 183V182H98ZM100 183H99V185H100ZM112 183H113V181H112ZM180 183H182V182H180ZM226 183V184H225ZM35 185L34 186V188H32L33 186L32 185ZM128 184H130V183H126V184H124L125 186H127ZM155 184H156V182H155ZM160 184V183H159ZM183 184H181V185H183ZM8 185V184H7ZM42 185V184H41ZM123 185V186H124ZM164 185V184H163ZM174 185H175V183H174ZM183 185V186H184ZM24 186H28V188L26 189ZM112 186V185H111ZM132 185L130 184L129 186H127V187H131ZM171 186V185H170ZM177 185H175V187H176ZM195 186V187H194ZM37 187V186H36ZM40 187V186H39ZM115 187V186H114ZM113 187V188H114ZM117 187V186H116ZM126 187V188H127ZM155 187V186H154ZM169 187V186H168ZM167 187V188H168ZM171 187H173L172 189H174V186H171ZM179 187H181V186H178V188ZM195 189H194V188ZM217 187H220V185L219 186H217ZM97 188H98V186H97ZM96 188V189H97ZM125 188V187H124ZM124 188H123V191H128V189H131V188H128V189H126V190H124ZM137 188V187H136ZM177 188V189H178ZM190 188V189H191ZM2 189H4V187L2 186V188H1V191H3ZM72 189V188H71ZM100 189H101V187H100ZM143 189V188H142ZM162 189V188H161ZM183 189V188H182ZM186 189V188H185ZM229 189V190H228ZM184 190V189H183ZM188 190V189H187ZM93 191H95V190H93ZM93 191H91V192H93ZM102 191H103V189H102ZM101 191V192H102ZM106 191V190H105ZM104 191V192H105ZM111 191V190H110ZM178 190H176L175 192H177ZM208 191V192H207ZM51 192V191H50ZM60 192V191H59ZM99 192V191H98ZM183 192H185V191H183ZM62 193V192H61ZM77 193L78 192H76V195H77ZM96 193V192H95ZM112 193V192H111ZM119 193V192H118ZM124 193V192H123ZM54 194V193H53ZM63 194V193H62ZM103 194V193H102ZM102 194H97L96 196H93L92 197V207L93 208H103L102 206H104V205H110V203L109 202H112L113 201V196L114 195H106V192L104 193L105 195H102ZM109 194V193H108ZM128 194V193H127ZM131 194V193H130ZM50 195V194H49ZM94 195V194H93ZM174 195V194H173ZM6 196V195H5ZM82 196V195H81ZM108 196V197H107ZM109 196H110V198H109ZM117 196V195H116ZM131 196V195H130ZM7 197V196H6ZM77 197H79V196H77ZM87 197V196H86ZM111 197L113 198L112 200H110L111 199ZM118 197V196H117ZM124 197V196H123ZM146 197V196H145ZM143 198V197H142ZM65 199V198H64ZM67 199H69V198H67ZM82 199V198H81ZM124 199V198H123ZM129 199V198H128ZM87 200H88V197H87ZM126 200H127V198H126ZM143 200V199H142ZM83 201V200H82ZM89 201V200H88ZM87 201V202H88ZM117 201V200H116ZM5 202V201H4ZM119 202V201H118ZM124 202V201H123ZM2 203V202H1ZM11 203V202H10ZM74 203H76V202H74ZM80 204H82V202H79ZM78 202H77V205L79 204ZM84 203V202H83ZM91 203V202H90ZM109 203V204H108ZM134 203V202H133ZM137 203H138V201H137ZM159 203V202H158ZM4 204H7V203H4ZM73 204V203H72ZM79 204V205H80ZM87 204V203H86ZM85 204V205H86ZM89 204V203H88ZM174 204V203H173ZM16 205V204H15ZM106 206V207H107ZM112 206V205H111ZM136 206V205H135ZM168 206V205H167ZM81 207V206H80ZM138 208H141V207H138ZM143 208V207H142ZM163 208V207H162ZM7 209V208H6ZM110 209V208H109ZM176 209H173V210H176ZM110 211V210H109ZM71 212V211H70ZM92 213H93V211H92ZM100 213V212H99ZM139 213V212H138ZM142 213V212H141ZM257 213H259V212H257ZM261 213V212H260ZM262 213H264V212H262ZM84 214V213H83ZM87 214V213H86ZM99 215V214H98ZM168 215H170V214H168ZM258 215V214H257ZM264 215V214H263ZM76 216V215H75ZM80 216V215H79ZM87 216V215H86ZM90 216V215H89ZM139 216V215H138ZM177 216V215H176ZM262 216V215H261ZM83 217V216H82ZM117 217V216H116ZM171 217V216H170ZM259 217H260V214H259ZM264 217V216H263ZM115 217H113V219H114ZM113 219H111V220H113ZM117 219H118V217H117ZM86 220V219H85ZM93 220V219H92ZM170 220H171V218H170ZM169 220V221H170ZM174 220V221H175ZM264 220V219H263ZM71 221V220H70ZM173 221V220H172ZM84 222V221H83ZM88 222V221H87ZM96 222V223H95ZM94 223H92V224H90L91 226H92V230H91V232L92 231H94V230H98V231H102V229L101 228H103L104 226H105V224L106 225H108L109 224V222H105V220H102L101 219V221L100 222H98V221H95ZM105 223V224H104ZM108 223V224H107ZM170 223H172V222H170ZM175 223V222H174ZM164 224V223H163ZM166 224V223H165ZM176 224V223H175ZM254 224L256 225L255 227L256 228H258L259 230H257V231H255V232H253L254 231ZM78 225V224H77ZM90 225H87V226H89L90 227ZM110 225V224H109ZM113 225H115V226H117L116 224H113ZM173 225V224H172ZM171 226V225H170ZM89 227H87L86 229L88 230V228ZM118 227V226H117ZM122 227H123V225H122ZM163 227H168L167 225L166 226H163ZM171 227H173L174 228V225L173 226H171ZM83 228V227H82ZM108 228V227H107ZM106 228V229H107ZM114 228V227H113ZM112 228V229H113ZM116 228V227H115ZM85 229V230H86ZM90 229V228H89ZM100 229V230H99ZM104 229V228H103ZM164 229H167V230H169V228H164ZM82 230V229H81ZM105 230V229H104ZM171 230V229H170ZM96 231L94 232L95 234L94 235H96ZM160 231V230H159ZM264 231V230H263ZM87 232V231H86ZM110 232V231H109ZM119 232V231H118ZM164 232L166 233L167 231H165L164 230ZM164 232H160V233H164ZM172 232V231H171ZM175 232H176V234H175ZM73 233H74V230H73ZM72 233V231H71V234H73ZM84 234H85V231L83 232ZM82 233V234H83ZM98 233V232H97ZM106 233V232H105ZM105 233H104V236H106L105 235ZM113 233V232H112ZM159 233V234H160ZM165 233H164V235H165ZM170 233V232H169ZM169 233H167V235L169 234ZM255 233H257V235L255 236L254 234ZM87 234V233H86ZM85 234V235H86ZM111 234V233H110ZM251 234V235H250ZM263 234V233H262ZM90 235V234H89ZM156 235V234H155ZM158 235V234H157ZM170 236H172L171 234H169ZM82 236V235H81ZM84 236V235H83ZM95 237H97V236H95ZM94 237V238H95ZM137 237V236H136ZM67 238V237H66ZM78 238H80V236H78ZM77 238V239H78ZM93 238V239H94ZM132 238V237H131ZM156 238V237H155ZM154 238V239H155ZM159 238H160V236H159ZM52 240V239H51ZM73 240V239H72ZM75 240L76 239H74L73 241L75 242ZM89 240H92L91 238L89 239ZM96 240V239H95ZM69 241H70V239H69ZM78 241H80V239L79 240H76V243L78 242ZM110 241V240H109ZM113 241H114V239H113ZM126 241V240H125ZM251 242V241H250ZM75 243V244H76ZM84 243V242H83ZM121 243V242H120ZM54 244V243H53ZM57 244H58V242H57ZM245 244V243H244ZM263 242L261 243V245L260 246H262L263 247ZM62 245V244H61ZM110 245V244H109ZM114 245V244H113ZM133 245V244H132ZM239 245H241V244H239ZM246 245V244H245ZM256 245V244H255ZM59 246H60V244H59ZM63 246V245H62ZM93 246V245H92ZM131 246V245H130ZM259 245H257V248H259L260 247ZM53 247V245H51V249H53L52 248ZM57 247V246H56ZM56 247H55V249H56ZM129 247V246H128ZM253 248H254V245L252 246ZM60 248V247H59ZM77 248V247H76ZM84 248V247H83ZM251 248V247H250ZM79 249V248H78ZM77 249V250H78ZM135 249V248H134ZM134 249H132V250H134ZM252 249V248H251ZM50 250V249H49ZM80 250H81V248H80ZM43 251V250H42ZM55 251V250H54ZM54 251H52V252H54ZM128 251V250H127ZM137 251V250H136ZM146 251V250H145ZM64 252V251H63ZM80 252V251H79ZM130 252V251H129ZM134 251H131L130 253H133ZM46 253H47V251H46ZM50 253L51 252H49V255H50ZM78 253V252H77ZM125 253H126V251H125ZM130 253L128 254L129 255V257L130 256H132V255H130ZM137 253V252H136ZM150 253V252H149ZM48 254V253H47ZM153 254H154V252H153ZM38 255V254H37ZM53 255V254H52ZM127 255V254H126ZM127 255V256H128ZM151 255V254H150ZM149 255V256H150ZM40 256H42V255H40ZM136 256V255H135ZM54 257V256H53ZM151 257H152V255H151ZM43 258H48V257H43ZM70 258V257H69ZM76 258V257H75ZM155 258V257H154ZM264 258V257H263ZM263 258H254V256L253 257H251V258H248V259H244V261H243V263L242 264H264V259ZM129 260H130V258H128ZM151 259V258H150ZM43 260V259H42ZM46 260V259H45ZM62 260H64V259H62ZM74 260V259H73ZM153 260V259H152ZM59 261V260H58ZM148 262L149 261H151V260H147ZM60 262V261H59ZM65 262V261H64ZM70 262V261H69ZM104 262V261H103ZM124 262H125V259H124ZM39 263V262H38ZM95 263V262H94ZM128 263V262H127ZM150 263H152V261L150 262ZM99 264V263H98ZM103 264V263H102ZM106 264V263H105ZM120 264V263H119ZM124 264V263H123Z\"/></svg>","mask_w":264,"mask_h":264}]
</instances>
